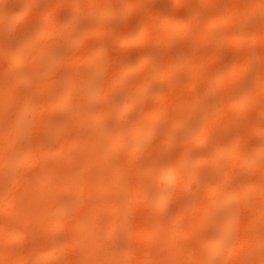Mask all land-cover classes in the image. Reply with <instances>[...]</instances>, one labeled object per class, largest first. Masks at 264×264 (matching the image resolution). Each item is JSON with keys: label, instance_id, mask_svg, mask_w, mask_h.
Segmentation results:
<instances>
[{"label": "bare ground", "instance_id": "bare-ground-1", "mask_svg": "<svg viewBox=\"0 0 264 264\" xmlns=\"http://www.w3.org/2000/svg\"><path fill=\"white\" fill-rule=\"evenodd\" d=\"M27 1H29V0H27ZM36 1L39 2V4H45L43 2L45 0H43V1L42 0H39V1L38 0H34L35 4H37ZM40 1H41V3H40ZM105 1H103V0L102 1H99V0H87V2L85 1L87 5H84L82 3L83 0H74L72 3H74V2L75 3L74 4L71 3L72 5L70 4V7L69 8L71 9V11H75V15H77V18H78V16H82L83 15L81 13H86L87 14L88 12L89 13H93V15L90 14L88 16H95V13H97V11L95 12L93 10L96 8V5H98V4H101L102 5V3H106ZM210 1L211 0H209V2ZM230 1L231 0H229L228 2H230ZM246 1H248V0H246ZM246 1L245 0L244 1H240L241 2L240 3V2H236L235 0H232L230 3H224L223 4L224 6L222 5V7H221L222 9L221 10L219 9L220 10V11H218L219 13L217 12L218 15L217 14L216 15L214 14L213 17L212 16L211 17L209 16L206 19V20H208V22L205 20V21H200L202 23H199V20H197V18L195 17V18H193V21H190V22H188V20H187V22L184 20L187 23V24L185 23V25H187V26H185L184 24H182V21L181 20L179 21L181 24L178 23L177 22L178 19L175 20L173 17L170 18V19L169 18H167V19H164L163 18V21H161V22L158 19L155 21L154 18H150V20H148V21H150L148 24H145V22H143L139 26L141 28H138L139 29L138 30L139 32L136 33V34H138L137 37H138L139 41L151 39V37H154L159 42L164 43V41H166V40L169 42V40H170L169 38H171V37L174 38V36L176 35V33L178 35H185V36L186 35H189V31L190 30H187L186 31V29L193 28V30L196 31L195 32L196 35L194 34V31L193 30H191V33L190 34L193 33L194 34L195 41L197 40L196 42H199V43L202 44L204 41H208L209 39L211 40V37H212V35H211L212 34V27H214V26L216 27V24L218 25V23L219 24L220 23L221 24L222 23H226V24H228L226 26H230L231 25V27H232V26H234L233 24L236 25V23L237 24H240V23L246 21V19L249 16L251 17L254 14H256V15L257 14H260L258 12H261V11L264 12L263 11V8H262L263 5H261V2H259L260 0H252V1L249 0L250 2H246ZM30 2H31V4L34 5V2H32V1H30ZM245 2L248 3V4H246ZM26 3L28 4V5H26L27 6L26 9L29 7V9H27V10H32V7L29 6L30 4L28 2H26ZM58 3H60V2L58 1ZM244 3L246 5H244ZM62 4H64V2L61 1V5L60 6H64ZM225 4H227V5L225 6ZM47 5H49V4H47ZM47 5H46V7H48V8H45L40 13V15H41L42 18H40V15L37 14V12L35 13V15H32L31 16V17H34V16L37 17L39 15L38 17H39L40 20L39 19L38 20L40 22L43 20L42 21L43 23H40V22L37 23V24H39V23L41 24V25L39 24L37 26L38 29H39L38 30L39 32H36V33H38V35L36 34L35 36H33L32 41H29L28 39H26L29 42L24 43V46H23V47H27V46H31L32 47V44H34L33 45L34 47H32V48H35L34 50H32L33 52L28 51L31 54H33V53L34 54L33 55L29 54V56H25L24 57V54L22 53V50L21 51L20 50H16L14 53H8V51L5 50L8 53V54H6V55H8L6 57H9V55H11L10 58H9V60L3 61V62H6V63L8 61V65H6L7 66L6 67V66L0 64V66H1L0 68L3 67L4 69H8L7 71L5 70L4 76H2V79H0V80H3V81H0V116L2 115L3 112H6L7 114H10V113H8V111L10 110L9 107L10 106L12 107V105L14 103L17 104V102H18V106L15 105V107L16 106L17 107H16V109L14 111L13 117H11V118L8 117L10 120L7 118L9 120V121L7 120L8 121L7 123L5 121L6 119L3 120V121H5L4 123H6V124H4L5 126L4 125L2 126L3 121H0V123H1L0 124V126H1L0 127V129H1L0 130V132H1L0 133V172L2 171V169H6V170L9 169L8 167H5L8 163L9 164L12 163V164H14L16 166H18V165L24 166L25 165L26 167H28L30 169L31 168L33 169L34 167H37V166H41L42 165L40 168H38L40 173H36V171H34V173L38 174L36 176V178L33 176V174L31 175V178H29L28 176H27L28 178L22 177L23 174L20 175L21 178H17L18 180L21 179L20 181L21 182H24V184L20 183L17 180L15 182H9L8 181V182H6L4 184L3 183L0 184V213H7V214H13V215H15L13 217L10 216V217H12V223H11V220L9 222H6V221L0 222V264H39L40 262H37V261H41L42 262L43 260H47V259H51V258H55V257L56 258H59L61 256L60 253L65 254V252L63 253V250L65 251V250H72V249H73V251H68V253L69 252H74L73 257L71 256L72 257L71 260H69L70 258H66L68 261H70V262H68L66 264H92V263L93 264H169L170 263L169 259H171L172 257H179L180 259L183 258L184 261H180L181 264H208V263L210 264L209 260L212 261V258L214 256H217L219 258V256H220L219 254L220 253H223L222 252L223 251V248H226L225 246H226V242L228 240V237L230 235V232H231V230H235L233 228L234 227L233 224H235L234 218L237 217L236 216L237 213H234V215L236 217H234L233 215L232 216L229 215V216L224 217L222 220L221 219L220 220H215L214 217H213L214 212L217 209L221 208V207L224 208V206H226L227 204L230 205V202L233 201V199H234L233 202H235V200L237 198H239V199L242 198L243 199L244 196L247 197L246 196L247 193L254 194V195H256L255 197L258 196L257 197L258 199H259V196H260V199L259 200H255L256 198L255 199L253 198V200H255L256 202L259 201V203H256V202L253 203L254 205L256 203L257 205H255V206H257V207H255L254 205H252V208L254 206L256 209L255 208L254 209L251 208V211L254 210V211H252L253 214L248 213V215H249V216H247V217H249L248 221L247 220H243L244 222L245 221L247 222L246 225H245V223L241 219L240 220H241V223L242 224L239 223L240 221L239 222L236 221L237 223H239V226L237 225L238 228H236L237 231L239 230L238 232H240V234H238V236L239 235H243V236H242L241 239L239 238V241L237 240L236 243H234V244L232 243L233 246L230 248L231 251L230 252L228 251L230 254L229 253L228 254H229V256L230 255H233V254L235 255L234 257L232 256V258H234V263H233V261L232 262L228 261V262L230 264H236L237 263V259H238L237 258V253L240 254V256H241L242 253H245L243 255L246 257V254H247V257H248L249 262L251 264L252 258H249V257L253 254V252L258 251L259 250L258 248H261L262 246L264 248V243H263L264 240L262 238V236L264 237V235H262L264 233H261L260 235H262V236L259 237L260 236L258 234L259 231H255L256 229L261 228V227H257V226L259 224H261V223L263 224V221H264V184H263L264 181L262 179L263 177L262 178L259 177V180L261 179L263 181V183H261L262 181L259 182L257 180L258 182L256 181L255 184L261 183L260 185H258V184L255 185L254 184L255 187H251L252 184L250 183V186L249 187H245V188H242L241 187L242 189L241 190H238V191H235V190L234 191L233 190L232 191H229L228 190L229 192L227 191V194H226V192H224L225 194H222V188L224 187V185L222 184V182L224 180L229 179L230 178V174L233 173V171L232 172H229V171L233 168L232 165L235 162V159H236L235 157H237L238 155L241 154L240 155V157H241V160L240 161L241 162H239V163H241V164H239L240 166L243 163L245 164L246 161L251 160V159L248 160L247 158H245L246 155L245 154H244L245 156L242 155L243 154L242 152L240 153V150L242 149V147L240 149V145L239 144H241V141L240 140H236L237 139L236 137L234 139H232V141L230 140V142H231L230 149L232 150L230 152V156L232 158L229 155L228 156L230 157L229 159H232L231 161L229 160L232 164L231 163H228V164H231L229 166L231 168V169L229 168L230 170L227 169V167L224 165L225 166L224 168H226L225 170H227V172H225V174H224L225 175L224 176V180L223 179L220 180V182L218 184H214L213 186H212V184H211V186H209L206 183L205 185L207 186V188L206 189L205 188L203 189L202 194H201V197H199V198L196 199V196L198 197L197 193L195 194L196 196L193 197V198L196 199V200H193L192 199L194 201L193 204L189 205L186 202L187 200L186 201L184 200V202H186L189 205V207L186 206L187 207L186 209H184V208H182V209L179 208L181 210L178 209V212H179L178 213V216L175 215L177 217L176 219L179 218L178 221H175V225L174 226H172L170 228L168 227L169 229L166 227L167 228L166 230H168L167 234L166 235L164 234L165 236H163L162 238H160V236L163 235L162 233H164V232H161L160 231V230H163V229H159L160 228V222L158 220V217L165 210H167L166 209L167 208L166 207L167 206V199H168V196H170V193L168 194V192L171 189L169 190V188H168V191H167L164 188H160L157 185L158 179H163L164 181H166V183H170V185H171L172 182L173 183H176V185H178L177 187H179L177 189H179V190L182 189V191L188 189L189 183H191L192 181H195L197 179L198 176H197L196 172L197 171H200L201 172L202 168L205 167L204 166V164L206 163L205 162V158L208 157V156L205 155L206 156L205 157L204 155H202L203 157H205L204 160H202V158H203L202 156H201V158L198 157L201 160H199L200 162L198 161V164H196V165H199V167H201V165L203 164V167L200 168V170H199L198 166H195L193 164H191V165H193L195 168H192L193 166L191 167L190 163L196 161L198 158H196V160H193V161L190 160V158L193 157L189 153L190 152V149L191 148L198 147V146L199 147L200 146H203V144L206 143L207 138L210 139L212 137L211 134L215 133V135H216V132H217V134H219V132L221 130L220 127H227V126H229L230 128L233 127V124H234L233 121L234 120L233 121L232 120H229L230 117H228V116L230 114H228V113L230 112L232 106H234V104L237 101L235 100V98L232 95L227 96L228 95L227 94L226 95L227 97H225V95H223L224 98L222 100L221 99L220 100L223 102V100L225 99V102H224L225 104H222L221 103L222 106L219 107V108H217L216 110L214 109V110H210L209 111V109H210L209 107H208V109L205 108L206 110H208L207 111V114H206V115H208V117L206 115L203 116V117H205V116L207 117V118L205 117L206 120L205 119L204 120L202 119L205 122L204 123L202 121L204 123V125L202 127L200 126L201 128L199 127L200 128V131L197 133V135L195 137L193 136V138H192V136H191L190 138L188 137V139H186V141L184 143V148L182 147V152L180 151L181 150L180 146H183V145H181V143L184 140L182 141L181 139L180 140L177 139L179 141L180 145L178 143V148L177 149L179 150V152L176 151L177 152L176 154H179V155L177 156L176 154H174L175 151L169 152V153H171V155H172V153L174 154V155H172V157L176 155V157H174L173 160L172 159L171 160L169 159L171 162L168 161L169 163H167V164L162 162L163 163L162 165L157 164L156 166H154L150 170H144L140 166H139V168L132 167L133 169L132 168H127L128 165H130L129 161H131V160H129L130 159L129 157H127V159L129 158L128 160L125 159V156L124 155L126 153L124 151H127V150H124V151H122V152L125 153L123 155L124 158L122 157V158L118 159V163L115 162L118 165L116 167L113 166V167H115V168H113V167H111V164H110V166L108 167V168H113V170L109 169V171H107L108 169H106V166H105L106 165L105 164L106 161L108 159L110 160V157H113L112 155H114L116 153V151H118V149L129 148V154H128V156L134 157V156L138 155L140 152H142V148L148 147V146L150 147L149 144H148V146H142V142H143V140L146 137L150 136L153 133L152 131L154 129H157L158 128L159 121H160L158 119L162 115H164L167 112V114H169L167 116H169V117H170V115L172 116V114H170L172 112V110H171V112L169 110L170 109V106H169L170 105V103H169L170 101H173V104L175 103L174 105H171L172 106V109L173 108H175V109H177V108L178 109H180V108L183 109V114L180 115V116L178 115V112L176 111V114L178 116L176 114H174V115H176V116L173 115L175 117L173 119L174 121L173 122H170V123H172V125L174 127H177L181 123H183V125L185 127V124L186 123L184 124V121L186 122L187 118L189 119V117H187V116L189 114H193L194 109L197 108L196 105L199 106V104H200V103H197V101L199 102V101H201L203 99V98H201V100H200V97L202 95L201 96L198 95V92L199 93L201 92L200 94H202L203 91H201V90L203 88H206V86H205V84H207L206 82L204 83V85H202L203 87H201V89L197 91V93H196V91H194L195 94H197V97L199 96V100H197V98H196L193 101V98H195L194 97L195 95L193 94L194 96L193 97H190V98H192V100L189 101L190 98H188V101L189 102H188L187 105H185V103H183L185 101L184 98H179V96H178L179 94L176 93L177 91L171 89L172 90V92H171L170 91V88H169L168 89L170 91L169 92V91H166L167 90V88H166L165 91L167 92V95H166V92H164L165 95H162V96L158 97V99L156 101L157 103L156 102H153V103H155V106L154 105L152 106L153 103L150 105V107H151L152 110L149 107V109H147L145 112H143V114H145V115H142L143 118H141V120L138 118L139 121H137L135 124H131L132 126L130 128H128V130H125L126 132H123L122 129H120V127L118 125L117 127H119V129L117 128L114 131L115 133L111 134V136L105 135V137H104L102 134H99V132L97 131L98 134L96 136H94L96 139H92L91 137H89L90 135H88V133H90V132L87 133L86 127L85 126L83 127V124H86L87 123L85 121V118H88L89 119V117H90L89 112H87L88 110L85 112L84 111V107L83 108L82 107L81 108L77 107V109H76V107L75 108L73 107L74 108L73 113H74L75 116L74 115L71 116L69 114L70 117H69V115H68V117L70 118V120L69 119H67V120L71 121L73 119L72 120V121H74L73 122L74 123L73 124V127H75L77 125V128L75 130V129L72 128V126L70 127L69 125L67 127L66 126L64 127L63 126V123H62L63 128H66V130L68 129V127L72 128V131L73 132H71L70 135L72 133L73 134L71 135V137H70V135H69V137L64 135V138L66 137L65 140L64 139L61 140L62 143L60 142V144L57 145L58 147H56V149H55L54 152H53L54 149L52 150V148H50V146H45L44 145V147L43 146H38V147H35V148L29 147L32 150L28 149L29 150L28 155H26V154L24 155V153H23V155H20V154H17V155L14 154L13 155L12 154V152H13L12 151L13 145L15 143H19V141L18 142H15V141H16V139L18 140V138H20L19 135L21 133V130L24 129V128H22L24 121L26 120V118H29V117H27L29 114L31 116V113L36 114V112L35 111H31L33 109V105H32L33 102L31 101V99L33 100V98H26V99H24L22 101H20V99H19L17 101V98H16V95L17 94H15V91H17V90H13V88L15 89L17 86H19L23 82L21 80H19L18 78H15V76H13L14 75L13 74V71H12V74L13 75H11V73H10L11 72V69L13 67L15 68L16 66H18L22 62H24L25 65H26V63H28L27 60H29L30 63L35 66L34 68H38L39 69L42 66H44L43 64L45 62H47V58L48 57L52 58L50 56V53L54 51L53 48H55V49L60 48L58 45L66 46V45H63L62 43L65 41V40H63V37L66 36L65 32H68L67 29H69V24H68V22L64 23V24L67 25V27H66L67 29H65L67 31H65L64 28H62L61 30L57 31V29H59V28L56 27L57 28L56 29L57 32L54 33V30L52 29V26L53 25L52 24L51 25H48L50 21L47 22L52 17V15L53 16L55 15L53 13V9L52 10L50 9L49 12H48V14L46 16H44V14L42 13V12L46 11V9H49V6H47ZM54 8H55L54 9V12L57 13V15H58L59 13L56 10H59V9H57L56 7H54ZM61 8L63 9V7H60V11L59 12H60V14L62 13L60 16H62L64 14L63 12H65L64 9L61 11ZM82 11H84V12H82ZM3 12H5V11H3ZM38 12H39V10H38ZM5 14H8V12H6ZM9 14H11V12ZM13 14H16V13L14 12ZM30 14H29V16H27L28 13H26L25 16L28 17V18H31L30 17ZM49 14H52L50 18H49V16H50ZM12 15H11V17H13ZM18 15L21 16L20 14H16L14 16H18ZM5 17H8V19H10L9 16H4L3 18H5ZM24 18H21L20 17V19H22V20H18L19 22H17L16 24H19L20 22H22ZM74 19H75V17H74ZM188 19H190V18H188ZM15 20H16V18H15ZM25 20H26V18H25ZM196 20H197V22H196ZM5 22H7L5 19H4V21H1V18H0V24L1 23H5ZM155 22H156V25H158V26H155L154 25ZM163 22H165V23H163ZM203 22H205V24ZM7 23H10V22H7ZM7 23H5L6 26H7ZM188 23H189V25H188ZM261 23L262 24H260L258 27L256 26L257 28H255L253 30L251 29L247 33L246 32H242L243 33L242 34L241 32H239L242 35H245V36H243V38H241L240 35H239L240 37L238 36L239 39L240 38L242 39V40L240 39V41L242 43H244V41L245 42L247 41V43H249L250 40H251L250 43H252V41H254L253 43H255V41L258 40V39H259V41L263 40L264 39V20ZM8 25H10V24H8ZM59 26L61 27L63 25L61 24ZM223 26H225V25L223 24ZM63 27H65V26H63ZM156 27H159V29H158L157 32H154V29ZM198 27H199V29H198ZM3 28H5V27H2V29ZM10 29H12V28H10ZM88 29L91 30V31H89V33H90V34H88L89 36L91 35V32H92V34H94L93 33V31H94L93 29L94 28H92V29L91 28H88ZM178 29L183 30L184 32H182V34H181V32L179 33L180 30H178ZM62 30L64 31L63 33L60 32ZM177 30H178V32H175V35L172 36V34L174 33V31H177ZM11 31L14 32V34H15V31H13V30H11ZM34 31H36V30H34ZM127 31H129V29L120 34L121 35L120 38H122V40L123 39L125 40L127 38L126 37L127 34H128ZM0 32H2V30ZM58 32L61 33V35ZM187 32H188V34H187ZM33 34H31V35H33ZM53 34L54 35L55 34L56 35L57 34L60 35V37H58L59 35H57L56 38H54V40L56 41V43H60V42L61 43L60 44H56L58 47H53L52 48L53 50L51 51V46H52L51 43H54L53 46H55V42H52V39H53L52 37H54V36H52ZM62 34H64V35L62 36ZM235 34L236 33H234L233 36ZM23 35L20 36L19 38H22V37L24 38ZM88 35H87V37H88ZM178 35H176V36H178ZM28 36L29 37H32L30 35H28ZM28 36L26 38H28ZM230 36H232V34ZM83 37H81V39L86 38V37H84V38ZM248 37H250V39ZM173 38H172V40H173ZM235 38H236V36H235ZM235 38L234 37H233V39L232 38L231 39L226 38L225 40L228 39L227 42L233 40V41H231V43H232V42L237 41V38L234 41ZM245 38L247 40H243ZM6 39H8V38H5L3 41H5ZM223 40H219V41H223ZM219 41L216 42V44H214L216 48H217V46H219V43H220ZM259 41H256V42H259ZM66 42H68V40ZM122 42H124V41H122ZM126 42L127 41L125 40L124 43H126ZM15 44H19V43H15ZM65 44H67V43H65ZM84 44H86V43H84ZM239 44H241V43H239ZM4 45H6V44H4ZM4 45H2L0 47V49L1 48H4ZM99 45H102V47H103V45L105 46L106 44H99ZM7 46H8V47H6L7 49H11L9 47V45H7ZM15 46H16V49H17L18 46L17 45H15ZM19 46H21V45H19ZM80 46L81 45H79V46L77 45L78 48H80ZM11 47H12V45H11ZM84 47H88V46H84ZM93 47H97L98 48L99 46H93ZM93 47H91V48L88 47L86 49V51L84 50L86 52V54H84V52H83V57H80L81 54H79L77 56V59H78V60H76L77 62H72L74 65H72L71 64V61H70V60L74 61L75 59H73V58L67 60V61H70V63H67V61L66 62H63V64L64 63L67 64V66L70 67L73 70V71L72 70L70 71V73L72 74L73 80L76 82V83L73 82V84H77L75 86H78L79 85L81 87V89L83 88L84 91L85 90H90L91 86H93V85H91L92 84L91 83L92 82V79L90 78V75H88V78L86 77V79L84 78L85 76L82 75L84 77L81 79V77H80L81 74H75V73H72V72H75L76 70H78L77 68H79V66L89 65V64H83L84 62L85 63H90V65H91V64L94 63V61H97V59H98V62H96L94 64H99L100 63L99 62V60H100L99 57H101L102 55L99 56V54H102V52L104 50L100 53L98 49L97 50H93ZM102 47L100 46V48H102ZM216 48H215V50H216ZM82 50L83 49H80V53H81ZM194 52L195 51L193 50V53L192 54L195 55ZM103 54L105 55L104 52H103ZM214 54H216V55L218 54L219 55L220 54L219 50L218 51L217 50L214 51L213 53L210 54V56H213L212 58H216ZM51 55H53V54L51 53ZM186 55H188V54H186ZM194 55H192V56H194ZM105 56L104 57L102 56L103 59H101L100 61L104 60ZM2 57H4V56H2ZM106 58H107V56H106ZM187 58H190V57L187 56ZM195 58H192L193 60L189 59V60H191L190 62L188 60L189 63L188 62H184L183 63V61L180 60V62L182 61L181 62L182 65H187L186 66V69H187V67L189 68V66H192L191 67L192 69H189L190 72H188V71L185 70L187 72L188 76H189V79H190V80H187L188 82L186 83V87H190L192 84H194V87H195L197 85V84H195L196 80L198 81L199 80L198 78L201 75L202 76L204 75L203 73H200L201 75L199 74V71H200L199 68H202L201 71L202 70L204 71L205 69L203 67H201V66L199 67L198 66L199 65L198 63H196V65L198 64L197 66L194 64V62L196 61ZM198 58H199V60L202 59L204 62L206 60H207L206 62H208L211 59V58H200V57H198ZM248 58H251V57H248ZM169 59H170V61H167L166 59H164L163 61L161 60L160 63H157V65L159 66L162 62H165L164 64L162 63L163 66L162 65L159 66V67H161V69L159 70V72H160L159 74H162L163 75L162 76V79H164V80L172 73V71H174L176 69V65H177V63H175L177 61V59H175L176 60L175 62H174V59L172 60L173 62L171 61L172 58H169L168 57V60ZM184 59H186V58L184 57ZM2 60H5V59H2ZM80 60L83 61V63L80 62ZM108 60H110V59L107 58V60L104 63L103 62L102 63L103 64H108V66L111 65L112 67L109 66V68L111 70L114 69L115 71H109V73L111 75H113V76L109 75V73H108V76H106V78H104V79H108V77L111 76V78H113V79H116V80L121 79L122 80L123 77H125L127 74H130V72L132 73L133 72L132 69L134 70V68H135L134 66L133 67H130L129 65L128 66L127 65H124L123 66V61H121V62L118 61L117 62V59L116 58L112 59L110 61L111 63L108 62ZM263 60H264V56L261 59L262 69H264V61ZM252 61H253V59L246 60V59H243V58H241V59L238 58L237 59V63L234 62V66H232L234 68H230V71H228L229 74L227 73V74H225L223 76L220 75V74H216V75L214 74L213 77H211L210 74H207V76L208 75L210 76V82H209V80H207V79H209V77L206 78V80L209 82L208 83V86H207L208 87V90H209V88L211 90H212V88H217V86L220 85L223 82L224 83H226V82L233 83L235 81L240 80L241 77H242L243 71L244 72H245V70L247 71V69L250 68L251 65H253L252 64ZM106 62H108V63H106ZM125 62H127V61H125ZM131 62H133V61H131ZM137 62H138V60L136 62H134V63H137ZM147 62H149V61L143 60L140 64H141L142 67H144L147 64ZM204 62H202L203 63L202 64L203 66H204V64H206V62L205 63ZM79 63L82 64V65H80ZM120 63H122V65ZM60 64H61V61H60ZM125 64H127V63H125ZM131 64H133V63H131ZM33 65H32V67H33ZM72 66H78V67H72ZM92 66H95V65H92ZM45 67H47V66H45ZM54 67H56V66H54ZM159 67H158V69H159ZM177 67H178L177 69H180V70L177 71L178 73L181 72V69L183 70V68H184V67L183 68L182 67L180 68L179 67V63H178V66ZM118 68H119V70H118ZM155 68H157V66ZM4 69H3V71H4ZM25 69H26V67H25ZM45 69H47V68H45ZM100 69L101 70H104V71H108L109 70V69L106 70L107 69V66H106V68L105 67H100L99 70ZM17 70H15L16 71V75H17V72H18ZM32 70L34 71L36 69H32ZM99 70H98V72H100V74H101V70L100 71ZM3 71H0V75L3 73ZM46 71H44V73ZM93 71H95V69ZM116 71H117V73H116ZM157 71H155V72H157ZM175 72H176V70H175ZM49 73H51V72H49ZM67 73H69V72H66L63 75H67ZM154 73H152V75H154ZM189 73H191V74L189 75ZM51 74H54V75H50L51 78H55V80H58L55 77L56 76L55 72L54 73H51ZM159 74H157V75L159 76ZM174 74L172 75V77L174 76ZM95 75H97V74H95ZM35 76H38V75H35ZM60 76L61 75H59V77H57V78L61 79ZM76 76H79V77H76ZM158 76H157V78H158ZM27 77L30 79L32 77L31 73H30V76H27ZM159 77H161V76H159ZM163 77H165V78H163ZM203 77H201V78H203ZM63 78L61 80H63ZM74 78H76V79H74ZM127 78H125V79H127ZM93 79H95V77H93ZM113 79H108V80H111V82H113L114 85L111 84V82H108V80H103L104 82H108V84H111V85H110V87L107 88V90H105L106 87L100 85V84H104V82L100 83L98 86H99V90H101V91H98V93H100L101 95L104 94L106 96V98H109L110 95H112V93L115 92V91L113 92V90L116 87H118L120 84H122L120 82L125 81V80H123V81L119 80V81L115 82V80H113ZM152 79H154V78H152L150 76L147 79H145L139 86H137V87L134 86L135 88H133L131 86L134 90L133 89H131L132 91L128 90V91H130L129 92V95L127 96V99L125 100V102H124V104L122 106H127L132 101H135L136 98L137 99L138 98L140 99L141 97H143L147 93L146 88L148 87V85L150 84V82H151ZM167 79H169V78H167ZM37 80H39V79H37ZM40 80H39V82H40ZM64 80H66V79H64ZM37 82L38 81L35 82V81L32 80V82H31L32 83V86H31V83L30 84L25 83V82L24 83H25V85L28 84V87L29 86L33 87L34 86L33 84L34 83H37ZM45 82L47 83V84L46 83L45 84L48 87H50L48 84H52V83L47 82V81H45ZM58 82H60V84L64 87V83L62 84V82H64V81L61 82V81L58 80ZM69 82L71 83L72 81H69ZM41 83H43V82H41ZM41 83H38V84L41 85ZM123 84H124V82H123ZM188 84H190V86H187ZM40 85H38V86H40ZM70 85H72V84H70ZM133 85H135V83ZM258 85H259V87H258ZM258 85H257L258 91H256L257 88H255L256 90L254 89V92H255L256 95L254 94V92H251V94L249 93V95H251L250 98H253L252 100H253V102L256 101V104H257V101H258L257 99L259 97H261V96H264V87H263L262 81H261V84H260V82H258ZM42 88H43V86H42ZM71 88H73V87H71ZM100 88H102V89H100ZM37 89H40V88H37ZM57 89L58 88H56L55 90H57ZM78 89H80V88L78 87ZM122 89H124V88H122ZM188 89H190V88H188ZM55 90H53V88H52V90L50 92H53L54 93ZM93 90H95V88H93ZM30 91L32 92L34 90H30ZM30 91H28V92H30ZM35 91H36V89H35ZM103 91H105V92H103ZM206 91H207V89L206 90L204 89V93ZM20 92H18V93H20ZM28 92H26V93H28ZM57 92L58 91H56L55 94ZM85 92H87V91H85ZM256 92L257 93L259 92L258 93L259 96H258V94ZM209 93H211V92L209 91ZM82 94H84V93H82ZM125 94H128V93H125ZM44 95L46 96L47 93L44 94ZM101 95L98 94V98H100ZM206 95H208V93ZM252 95L254 97H252ZM26 96H28V95H26ZM29 96H30V93H29ZM58 96H56V97H58ZM72 96L75 97L76 95L73 94ZM105 96L103 98H105ZM177 96H178V98H176ZM257 96H258V98H256ZM22 97L23 96H21V98ZM169 97L171 99H169ZM173 97L175 99H173ZM85 98L88 99V97H86V96H85ZM103 98L97 99V100H99V101L100 100H103L104 101ZM254 98H256V100H254ZM69 99H73V98H70L69 97ZM69 99L67 101H70ZM154 99L156 100L155 97H154ZM177 99L178 100L180 99V101H177ZM88 100H90V98ZM174 100L176 102H174ZM181 100H183V101H181ZM38 101L41 102L42 100H38ZM78 101H80V100H78ZM243 101H245V100H243ZM42 102H46V101H42ZM71 102H73V101H70V103H68V102L67 103L72 105L73 103H71ZM82 102H84V101H82ZM105 102H104V104H105ZM177 102L179 104L183 103V105H176V104H178ZM247 102L248 103L250 102L249 99H248ZM64 103H66V102L63 101L62 99L61 100H53V101H51L49 103L47 102V103H44V104L42 103L43 105H41L40 108H42L43 111L40 112L39 115H41L43 112H46V111H50L51 112L53 110V108H54V110H57V109L62 108L61 106L65 107L64 106ZM135 103H137V102L135 101ZM135 103H134V105H135ZM186 103H187V101H186ZM250 103H252V101ZM236 104H238V103H236ZM76 105H78V104L76 103ZM80 105H82V104H79V106ZM54 106L55 107L58 106V107L55 108ZM218 106H219V104H218ZM152 107H154V108H152ZM112 108H111V111H108V110H105V109L102 110L103 107H102V109H99L98 108L99 110L96 113H99V114L95 118L90 119L88 121L89 122L88 123L89 125L88 124L87 125L88 126H91V127H94V128H92L93 130H95L96 128L98 129V126H100V125L97 126V124H99L101 122V120H103L107 116L109 118L110 117L109 115H112L113 114ZM214 108H215V106H214ZM6 109L7 110L9 109V110L6 111ZM205 109H204V111H205ZM62 110H65V109L62 108ZM67 110H69V109H67ZM168 110H169V113H168ZM39 111H41V109ZM95 111H97V110H95ZM114 111H116V109ZM181 111H180V113H182ZM67 112H69V111H67ZM67 112H64V114L66 115ZM139 115H141V114H139ZM41 116H38V117H41ZM43 116L45 117L47 115H43ZM36 117H37V115H35L34 118H36ZM161 118H163V116ZM164 118H165V116H164ZM31 119H33V118L31 117ZM37 119L38 120L36 121V125H37L36 127H38L39 129L33 127L35 129L34 130L33 128L30 127L31 128L30 130H32V132L34 131L35 133L36 132L39 133V131H41L40 132L41 134L39 133V135H40L39 136V139H38V136L37 137H34V138H36L35 139V142H37V144L41 145V142L42 141H39V140H42L43 139V138H41L42 135H44L43 137L46 140H47V138L45 136L49 135V134L46 133V131L42 132V129L41 128H44V130H46L45 127L50 126V125H48V123H52L53 124V121L54 120L51 121V122L50 121L47 122L46 123V126H45V125H43V121L46 120L45 118L42 121H40L39 118H37ZM65 119H66V117H65ZM88 119H86V120H88ZM109 119H113V118H109ZM109 119H107V120H109ZM1 120H2V118H1ZM57 121H55L54 123H57ZM91 121L92 122L94 121L97 127L95 125L93 126V124L91 125ZM169 121H172V119L169 118ZM189 121H191L190 124H192V119L189 120ZM66 122H68V121H66ZM109 122H110V120H109ZM197 122L199 123V121H197ZM249 122H251V121H249ZM41 123H42V125H41ZM126 123H128V122H126ZM145 123H146L147 127H145L146 126ZM167 123L169 124V122H167ZM193 123H194V121H193ZM251 123L253 124L254 122H251ZM251 123H250V125H251ZM31 124H34V123H32V121H31ZM64 124H65V122H64ZM112 124H113V122H112ZM168 124H166V125L168 126ZM190 124L188 123V124H186V126H188V125L190 126ZM57 125H58V123H57ZM116 125H117V123H116ZM195 125H197V124H195ZM29 126H31V125H29ZM33 126H35V125H33ZM40 126H42V127H40ZM55 126H53V127H55ZM169 126H168V128H170ZM81 127L83 128L82 130H84V131L79 130ZM161 127L162 126L160 125L159 129ZM250 127L251 128H249V127L248 128L249 129H252L253 128V130H249V131H252V132L250 134L248 132V134L246 135V136H248V137H246V140L247 139L250 140V138H254V137L258 136V134H264V133H261V129L259 130L260 127L259 128L255 127V126L252 127V125ZM51 129H53V128H51ZM170 129H172V128H170ZM74 130H75V132H74ZM70 131H71V129H70ZM79 131H82V133H79ZM159 131L160 130H157V131L154 130L155 133H157ZM43 133H45V134H43ZM110 133H112V132H110ZM155 133H153V135ZM24 134L26 135V133H24ZM62 134L63 133H61L60 136L57 137V138H62V136H61ZM221 134H222V137H221ZM57 135H59V134H57ZM153 135H151V136H153ZM224 135L225 134H223V132L220 133L219 135H216L217 136V139L218 138L219 139L217 140V142L215 144H217L218 141H223L224 142L226 140L228 142L229 139L228 138H225ZM49 136H51V135H49ZM54 136H56V135H54ZM161 137H162V135H161ZM166 137L167 138L164 140V142L161 141V142H163L162 143L163 145H166L164 147L169 146L170 144L168 145V143L170 142V140L171 139H174L173 137L170 138V136H166ZM157 138H158V136H157ZM50 139L51 138H48V140H50ZM104 139L105 140L108 139L107 140L108 142L104 141ZM28 140L29 141H32L31 139H29V137H28ZM174 141H176V140H174ZM178 141H176V142H178ZM180 141H182V142H180ZM215 141L216 140H214V142ZM24 142L25 141L23 140V143ZM32 142H34V141H32ZM105 142L108 143V144H106ZM56 144H57V142H56ZM209 144H211V143L209 142ZM219 144H221V142H219ZM260 144H262V143H260ZM105 145H107V146H105ZM26 147H28V146L26 145L24 149H26ZM221 147H223V146L221 145ZM260 147H263V145H261ZM260 147L257 146V148H255V150H253V152L256 153V154L253 153L254 156L260 155V153H262L261 150H260L261 149ZM47 148H49V150H47ZM148 149L149 148H147L146 150H148ZM256 149L257 150L259 149V150L257 151ZM21 150H23V149H21ZM146 150L143 149V153H145L144 151H146ZM150 150H149V152H150ZM226 150H227V148H226ZM26 151L27 150H25L24 152H26ZM48 151H51V152L49 153ZM191 151H192V149H191ZM221 151H222V149H220V147H218V149H217V151L215 153V156L218 155V156L221 157V155H220L221 154ZM52 152L54 154L53 157H57L59 159V161H60L58 163V166L57 167H51L49 169H47V168L43 169L44 165L47 166V164L44 163V162H46V161H44L45 158H47V160L49 161L50 159L47 156H49ZM228 152L229 151L226 152V155H227ZM257 152H259V154H257ZM222 153H224V151ZM53 154H51V155H53ZM117 155H119V154L117 153ZM148 155H150V153ZM212 155H211V157H213ZM215 156L213 157L214 159L212 158V159H210V161L215 160L216 159ZM228 156H226V158ZM53 157H50V158H53ZM240 157H239V159H240ZM252 157H253V155H252ZM256 158H258V157H256ZM135 159L133 158V160H135ZM164 159H165V157H164ZM193 159H194V157H193ZM253 160H251V162ZM51 161H53V160H51ZM41 162H43L44 165L43 164H41V165H35V164H40ZM138 162H140V161H138ZM188 162H190V163H188ZM251 162L249 161L250 165L252 163L256 162V160H254V162H252V163ZM136 163H137V161H136ZM235 163L237 164V162H235ZM249 163H247L245 165H248ZM56 164L54 165L52 163V164H49V165L50 166L51 165L56 166ZM32 165L33 166L35 165V166L32 167ZM114 165H116V164H114ZM136 165H139V164H136ZM237 165L234 166V168L232 170H234L235 167H237ZM206 166H208V165H206ZM211 166L212 165L209 164V167H211ZM96 167H98V168H101L102 167L101 168L102 170L101 169H95ZM188 167H190V168H188ZM239 167H237V168H239ZM237 168L235 170H237ZM254 168H255V166H254ZM260 168L262 170H259V172H261V171L264 170V167L263 166L260 167ZM127 169H129V173H130L129 174L130 177L128 178L129 182L126 185H125V183H123L125 185V186H123L122 181H120V180H122V175L123 174L125 175V173H123V172L127 171ZM14 170H16V169H14ZM17 170H18V168H17ZM20 170H21V168H20ZM20 170H19V174H20ZM22 170H24V169H22ZM93 170H98V171H93ZM15 172L17 173V177H18L19 176L18 175V172L17 171H15ZM218 172H220V171H218ZM221 173H223V172H221ZM2 174H4V173H2ZM0 175H1V173H0ZM199 175H201V173ZM259 175H261V174H259ZM231 176H232V174H231ZM22 178H24V180ZM201 178H202V175H201ZM256 178L254 180H256ZM31 179H33V180H31ZM8 180H10V179H8ZM25 181H28V182H25ZM26 183H28V184H26ZM208 184H209V182H208ZM195 185H197V184H195ZM225 185L227 186V184H225ZM171 186L173 188L175 185L173 186V184H172ZM232 188H233V185H232ZM16 190H19V191L16 192ZM197 190H198V187H197ZM197 190L195 192H198L199 191V190L198 191ZM107 191H109V192H115V193H119L120 192V194L122 193L121 196L122 197H125L124 199L126 200V207L128 209V213H130L131 210H135V208H139L138 210L136 209L137 211H139L140 208H141L139 205H141V204H145L147 206V207L144 206L145 207V209H144L145 211H143V212H140L139 211L138 212V215L133 214V216H140L141 217L140 220H139V217H137L138 218L137 219L138 220L137 223L136 222H135V224L133 223L134 225L131 224V226H130L131 228L130 229H128L129 226H126V227H128V228H126L127 229V231H126L127 233H128V230H129V233L127 234L128 235L127 237H129L128 240L130 242H128L129 245H128V243L126 244V246L128 245L127 247H125V245H124L125 250L121 254L118 253V250L122 249V247L119 248V249L117 248L118 250H116V251L115 250H110V249L109 250H103L102 253H101V250L103 248L100 249V246L98 244L100 239L97 238V237H95V239H94L95 234L100 235V236H102V237H104V238L107 239L109 237L114 236L113 234H115L116 232L117 233H120V232H118L120 230H117L118 227H120V219H119L120 216L118 214L119 209L116 208V204L109 202L108 205H103V204L99 203V202H101V200H99V199L103 196V194H105L104 192H107ZM176 191H174V192H176ZM187 191L188 190H186L185 192H187ZM253 191H254V193H253ZM191 192H193V191H191ZM61 193L62 194H65V195L66 194L67 195H70L71 194V195H75V197H77L76 199H74L75 202H72V200H70V203L71 202L72 203H75V205H73L71 207V209L73 208L72 209L73 216L71 217V214L69 213L70 215H66V216H69V218L67 217L66 219L60 218L58 216V215H61V214H59L60 211L63 212L64 210H66V209L61 210L59 208L60 211L58 212V209H57V205L58 206L61 205V204H57L59 202V200H57V197ZM180 193H181V195H178ZM180 193H178V194L176 193V194L178 196H181V198H183L184 197L183 196V193L182 192H180ZM92 194L93 195H96V194L97 195H101V197H96L97 196L96 195L95 197L92 198V196H93ZM19 195L22 196L20 199H19ZM171 195H173V194H171ZM89 196L91 197V199L96 198L95 200H99V202L98 201H95V200H93V201H91L89 203L86 202L85 198L86 197H89ZM178 196H176L177 199H178ZM69 197H71V196H69ZM59 198H61V197H59ZM112 198H114V197H112ZM21 199H27V200H25L24 202H22ZM115 199L116 198H114V200ZM184 199H185V197H184ZM106 201H107V199L105 201H102V203L105 202L104 204H106ZM108 201H110V200L108 199ZM108 201H107V203H108ZM117 201H119V200H117ZM179 201H178V203H179ZM70 203H67L66 204V201L64 202V204H66V208H68L67 206ZM235 204H236V202H235ZM258 204H260V205H258ZM123 205H125V204H123ZM137 206H139V207H137ZM181 207H182V205H181ZM227 208H228V206H227ZM123 209H125V207H123ZM105 211L107 212V214H105L104 217H101V216L104 215ZM66 212H68V211H66ZM108 213H110V214H108ZM123 213H125V211H123ZM141 213H143V214H141ZM63 215H65V213H63ZM109 215H110V217H109ZM126 215L127 214L125 213V217H126ZM10 217H9V219H10ZM14 217H15V220H13ZM128 217H130V216H128ZM247 217H246V219H247ZM102 218H105V219H102ZM107 218H109V219H107ZM238 219H239V216H238ZM129 220H131V219H129ZM132 220H134V219H132ZM130 222H132V221H130ZM210 222H215V224H216L215 226H216V232L217 233L215 235L212 234L213 235L212 237L205 236V237H207L206 239L200 238L201 241L198 240L199 241V244L195 248L192 249L191 248L192 246L190 247V249H192V251L191 250H189V251H191V252H189L186 248H183L184 247L183 246L184 244L182 242V239L183 238L184 239L185 238L188 239L185 242L187 244V242L189 241V236H194L195 233L198 230H200L201 228L205 227ZM243 224H244L245 228H248V231L249 230L251 232L252 231L253 232L255 231L254 234H252L253 232L252 233H249V234L246 233V232H248L247 230H244V232L246 231L245 232L246 234L245 233L244 234H241L242 229H245V228L242 227ZM261 225H259V226H261ZM122 226H125V225H122ZM235 227H236V225H235ZM239 227L240 228L242 227V228L240 229ZM61 228H64L65 230H61ZM58 229L61 230V231H67V232L69 231L68 232V235H70V236H67L66 239H64L65 242H60L63 245H56L58 243L50 241V238L51 237L49 239L46 238L48 236L46 234L51 235L52 233L58 231ZM35 230H37L40 234L43 232V234L46 236V237H44V235H43L42 241H39V242H41V243H39V245H37V244L35 245V243L32 242V241H37L38 240V237L33 238L35 236L34 235L33 236H30V234H29V233H32ZM71 230L73 231V233H72ZM159 231L161 233H158ZM263 231H264V228H263ZM38 232H36L34 234H37V236L40 235V234H38ZM24 234H26V237L27 236H30V237H28V240L30 242L29 244H31L32 246L33 245L37 246L36 248L34 247L35 249L31 251L32 253L31 252H28V253H30V255L27 256V258H21V256H20V255H24L25 251L16 252V254L18 253L17 255L20 256V257H17V255L15 254L14 251L13 252L10 251L11 248H13L12 247L13 245L12 246H10V245L12 243H14V242L20 241L19 239H21V237H23ZM159 234H160V236H158ZM235 234H236V232H235ZM124 236H122V237H124ZM186 236H188V237H186ZM236 236H237V234H236ZM54 237H55V235L53 236V239H54L53 241H55V238ZM30 238H33V240L30 241L31 240ZM93 239H94L95 243H93V241H92ZM130 239H132V240H130ZM96 240H98V242ZM135 240H139L141 242L140 248H137L138 241H137V243L136 242L133 243V241H135ZM60 241H62V240H60ZM131 241H132V243H131ZM19 243L20 244H23L22 242H19ZM186 244H185V246H186ZM15 246H17V245H15ZM228 246H227V248H228ZM259 246H261V247H259ZM158 248L161 249L159 253H158V251H159ZM187 248H189V247L187 246ZM153 249L156 250V251L153 252ZM184 249H186L187 251H185ZM122 251H123V249H122ZM10 252H11V254H10ZM19 253H22V254L19 255ZM75 253H78V254H75ZM155 253H157V254H155ZM14 254H15L16 257L15 256H12ZM96 254H98V256H95ZM99 254H101L102 256H99ZM249 254H250V256H248ZM257 255H255V257ZM244 256L243 257H239L238 256V257L241 258V259H244L245 258ZM100 257H102V258H100ZM235 257H236V259H235ZM92 258H95L96 261H95V259H92ZM179 258H175V260H177ZM222 258L223 257H221V259ZM230 258H231V256H230ZM73 259H76V260H73ZM100 259H102V260H100ZM245 259L243 261H247L248 260V259L247 260H245ZM97 260H100V261H97ZM171 260L173 261V259H171ZM224 260H225V258H224ZM256 260L257 259H254L255 263L257 262ZM168 261H169V263H168ZM177 261L174 262V263L172 262L171 264H177ZM239 262H241V261H239ZM178 263H179V261H178ZM229 263L226 262V264H229ZM253 263L254 262L252 261V264Z\"/></svg>", "mask_w": 264, "mask_h": 264}, {"label": "rangeland", "instance_id": "rangeland-1", "mask_svg": "<svg viewBox=\"0 0 264 264\" xmlns=\"http://www.w3.org/2000/svg\"><path fill=\"white\" fill-rule=\"evenodd\" d=\"M30 1H32V2H34V0H29V1H27V0H0V18H1V21H4V19L7 21V22H10V23H7V22H5V23H7V26H6V24L5 23H1L0 24V31L2 30V32H0V47L2 46V45H4V44H6V45H4V48H1L0 50V56L2 57V56H4V57H0V64L1 65H4V66H6V65H8V61H7V63L6 62H3V61H6V60H9V58H10V56L11 55H9V57H6V56H8V55H6V54H8V53H14L16 50H22V53L24 54V57L25 56H29V54H31L30 52H28V51H31V52H33L32 50H34L35 48H32V47H34L33 45L34 44H32V47L31 46H27V47H23L24 46V43H27V42H29V41H32V38H33V36H35L36 34L38 35V33H36V32H39L38 30V25L40 24V23H43L42 21L40 22L39 20V15H40V13H41V11H43L45 8H48V7H46V5L47 4H49V5H47V6H49V9H46V11H44V12H42L43 14H44V16H46L47 14H48V12H49V10L51 9H53V13L55 14L54 16L52 15V14H49L50 16H49V18L51 17V15H52V17L47 21V22H49V24L48 25H53L52 26V29L54 30V33H56L57 31H59V30H61L62 28H64V30L65 29H67L66 27H67V25L66 24H64V23H66V22H68V24H69V29H67L68 30V32H65V34H66V36H64L63 37V40H65L62 44L63 45H66V46H61V45H58L60 48H57V49H55V48H53V47H58L56 44H60V43H56V41L54 40V38H56V36L57 35H61V33H59V34H53L52 36H54V37H52L53 39H52V42H55V46H53V44L54 43H51L52 44V46H51V51L54 49V51L53 52H51L53 55H51V53H50V56L52 57V58H50V57H48L47 58V62H45L43 65L44 66H42L41 68H34L35 66L33 65V64H31L30 63V61L29 60H27L28 61V63H26V65H25V63L24 62H22L21 64H19L18 66H16L15 68L13 67L12 69H11V75H13V76H15V78H18L19 80H21L23 83L22 84H20L19 86H17L15 89L13 88V90H17V91H15V94H17L16 95V98H17V101L20 99V101H22V100H24V99H26V98H33V100L31 99V101L33 102V109L31 110V111H35L36 112V114H34V113H31V116H30V114L27 116V117H29V118H26V120L24 121V123H23V127L22 128H24V129H22L21 130V133H20V135H19V137L20 138H18V140L16 139V141L15 142H18L19 141V143H15L14 145H13V149H12V154L14 155H17V154H20V155H23V153H24V155L26 154V155H28V153H29V150L28 149H30V150H32L31 148H29V147H32V148H35V147H38V146H43L44 147V145L45 146H50V148H52V150H53V152L55 151V149H56V147H58L57 145H59L60 144V142L62 143V139H64L65 140V138H64V135L65 136H68L69 137V135H70V133L71 132H73L72 131V128L73 129H75L76 130V128H77V125L75 126V127H73V122L74 121H69L70 120V115L72 116V115H74V113H73V111H74V108L76 107V109H77V107H79V108H83L84 107V111L86 112L87 110V112H89V115H90V117H89V119L88 118H85V121L87 122L86 124H83V127L85 126L86 127V131H87V133L88 132H90V133H88V135H90L89 137H91L92 139H96L94 136H96L97 134H98V132H99V134H102L104 137H105V135H108V136H111V134H113V133H115L114 131L118 128L119 129V127H120V129H122V131L123 132H126L125 130H128V128H130L132 125L131 124H135L137 121H139V119L141 120V118H143L142 117V115H145V114H143V112H145L147 109H149V107H150V105L153 103V102H156L157 101V99H158V97H160V96H162V95H165V93L164 92H166V91H169L168 89L170 88V91L172 92V90L171 89H173V90H175V91H177L176 93H178L177 95L179 96V98H184V102L183 103H185V105H187L188 104V102L190 101V100H192V98H190V97H193L194 95V97L195 98H193V101H194V99H196L197 98V100H199V96L197 97V94H195V92L194 91H196V93H197V91L198 90H200L201 89V87H203L202 85H204V83L206 82L207 84H205V86H206V88H203L201 91H203L202 92V94H200L199 92H198V95H204L203 97L201 96L200 97V100H201V98H203L201 101H197V103H200L199 104V106L198 105H196V107L197 108H195L194 109V111H193V114H189L187 117H189V119L187 118V120H186V122L184 121V124L186 123V124H190V122L191 121H189V120H191L192 119V124L194 125H192V124H190V126L188 125V126H186V124H185V127H184V125H183V123H181L179 126H177V127H174L173 125H172V123H170V122H173L174 120V116H176L177 114H176V111L178 112V115L180 116V115H182L183 114V109H175V108H173L172 109V106L171 105H174L173 104V101H170L169 103H170V112H171V110H172V112L170 113V114H172V116L170 115V117L169 116H167V115H169V114H167V112L164 114V115H162L163 116V118H159L158 120H160L159 121V125H158V128L157 129H154L155 131H157V130H160L159 132H157V133H155L154 132V130L152 131L153 133H155L154 135H153V133L151 134V135H153V136H148V137H146L144 140H143V142H142V146H148V144L150 145V147L148 146V147H144V148H142V152H140L138 155H136V156H134V157H130V156H128V154H129V148H123V149H118V151H116V153L114 154V155H112L113 157H110V160L108 161H106V169H108L107 171H109V169H111V170H113V168H115L118 164V159H120V158H124V156H125V159H127V157H129L128 159L129 160H131V161H129V163H130V165H128V167L127 168H132V167H137V168H139V166L142 168V169H144V170H150L151 168H153L154 166H156L157 164H160V165H162L163 163H169V162H171L170 160L172 159L173 160V158L174 157H176V155L178 156L179 154H176L177 152H179V150L177 149L178 148V143H179V141L178 140H184L183 142L182 141H180V142H182L181 143V145H183V146H180V148H181V152H182V147L184 148V143H185V141H186V139H188V137L190 138L191 136H192V138H193V136L195 137L196 135H197V133L200 131V128L204 125V119L206 120V118L208 117V115H206L207 114V111L208 110H206V109H208V107L210 108L209 109V111L210 110H216L217 108H219V107H221L222 105H221V103L222 104H225L224 102H225V99L223 100V102L221 101L223 98H224V96L223 95H225V97H227V96H230V95H232L234 98H235V100L237 101L236 103H238V104H234V106H232V108H231V110H230V112L228 113V114H230L228 117H230L229 118V120H234L233 121V127H229V126H227V127H220L221 128V130H220V132H219V134L220 133H222L223 132V134H225L224 135V137L225 138H228L229 140H228V142L225 140L224 142L223 141H218V143L217 144H215L216 142H217V140L219 139H217V136L216 135H219V134H217V132H216V135H215V133H213V134H211V138L209 139V138H207V140H206V143H204L203 144V146H198V147H195V148H191L192 149V151H191V149H190V155L191 156H193L194 157V159H193V157H191L190 158V160L191 161H193V160H196V158H198V157H200L201 158V156L202 155H207L208 157H203L202 158V160H204V158H205V164H204V168H202L203 167V164L201 165V167H199V165H196V164H198V161L199 160H201L200 158H198L196 161H194V162H192V163H190V162H188V163H190V165L191 164H193V165H195V166H198V168H199V170H200V168H202V170H201V172L200 171H197L196 172V174H197V179L195 180V181H192L191 183H189V187H188V189H186V190H188L187 192H185L186 190H184V191H182V189L181 190H179V189H177V188H179V187H177L178 185H176V183H171V185L173 184V188H172V186L170 185V183H166V181H164L163 179H158V181H157V185L160 187V188H164V189H166L167 191H168V188H169V192H168V194L170 193V196H168V199H167V210H165L159 217H158V220H159V222H160V228L159 229H163V230H160L161 232H164V233H162L163 235H161L160 236V234L158 235V236H160V238H162L163 236H165L166 234H167V232H168V230H166L168 227L170 228V227H172V226H174L175 225V221H178V219H176L177 217L176 216H178V209L179 208H184V209H186L187 207L186 206H188L189 207V205H191V204H193L194 203V201L193 200H196L197 198H199V197H201V194H202V191H203V189L205 188H207V186L205 185L206 183H207V185H209V186H211V184H212V186L214 185V184H218L219 182H220V180H224V174H225V172H227V170H225L226 168H224L225 166L227 167V169H229L230 167V165L232 164L230 161L232 160V159H229L231 156H230V152L232 151L231 149H230V145H231V142H230V140L232 141V139H234L235 137L237 138L236 140H240L241 141V144H239L240 145V149H241V147H242V149L240 150V153L242 152L243 154L242 155H246V157L245 158H247L248 160L249 159H251V160H256V162H254V160L252 161V162H254V163H252L251 162V160H249L252 164L250 165V163H249V161H246L247 163H249L248 165H245V164H247L246 162H245V164L243 165H239V164H241V163H239V162H241L240 160H241V157H240V155H238L239 157H240V159H239V157L237 156V157H235L234 159H235V162H237V164L241 167H239L235 162L233 163V168H234V166H236L237 165V167H239V168H237V167H235V169L237 168V170H232L231 168V170L229 171V172H232L233 171V173H231L232 174V176H231V174H230V178L229 179H227V180H224L223 182H222V184L224 185V187L222 188V194H225L224 192H226V194H227V191L229 190V191H238V190H241L242 188H245V187H249L250 186V183L252 184V186L251 187H255L254 186V184H255V182L258 180L259 182H261L262 180L260 179L259 180V177H263L262 179H263V181H264V170L263 171H261V172H259V170H262L260 167H264V134H258V136H256V137H254V138H250V140H246V137H248V136H246L247 134H248V132H249V134L252 132V131H249V130H253V128L252 129H249V128H251L250 126L252 125V127H257V128H259V130L261 129V133H264V96H261V97H259L258 98V96H259V92L257 93L258 94V96L256 97V98H258L257 100V104H256V101H254L253 102V98H250L251 97V95H249V93L251 94V92H254V89L255 88H257V85H258V82H260V84H261V81H262V83H263V87H264V69H262V64H261V59L263 58V56H264V39L263 40H261V41H259V39L258 40H256V41H259V42H256L255 41V43H253L254 41H252V43H250L251 42V40H250V42L249 43H247V41L245 42L244 41V43H242L241 41H240V39L241 38H243V36H245V35H242L243 33L242 32H249L251 29L253 30V29H255V28H257L260 24H262L261 22H263V20H264V12H258V13H260V14H254V15H252L251 17L249 16L247 19H246V21H244V22H242V23H240V24H237L236 23V25L235 24H233L234 26H232L231 27V25L230 26H226V25H228V24H226V23H218V25L216 24V27L214 26V27H212V37H211V40L209 39L208 41H204L202 44L201 43H199V42H196L195 41V39H194V34H195V32L196 31H194L193 30V28H190V29H186V31L187 30H190L189 31V35H178L177 33H176V35H178V36H176L175 35V32H178V30H180V29H178L177 31H174V33L172 34V36H174V38L173 37H171V38H169L168 40H169V42L166 40V41H164V43H161V42H159L156 38H154V37H151V39H147V40H143V41H139V39H138V37H137V35L138 34H136V33H138L139 31V29L138 28H141V27H139L143 22H145V24H148L150 21H148V20H150V18H154L155 19V21L158 19L160 22L161 21H163V18L164 19H167V18H174L175 20H177V22L178 23H180L179 21L181 20L182 21V24H184L185 25V23L187 22V20H188V22H190V21H193V18H197V20H199V23H202V22H200V21H205L209 16L211 17H213L214 16V14L216 15H218V11H220L222 8V5L224 4V3H230V2H228L229 0H211L210 2H209V0H103V1H105L106 3H102V5L101 4H98V5H96V8L93 10V11H97V13H95V16H88V15H90V14H92L93 15V13H81V14H83L82 16H78V18H77V15H75V11H71V9L69 8L70 7V4L74 1V0H61L62 2H64V4H62V5H64V6H60L61 5V1L60 0H45V1H43L45 4H39V2H37L36 1V3L37 4H35V2H34V5L33 4H31V2ZM39 1V0H38ZM58 1L60 2V3H58ZM87 2V0H83V4L84 5H87L86 4V2ZM99 1H102V0H99ZM236 2H240V1H244V0H235ZM246 1V0H245ZM252 1V0H251ZM26 2H30L29 4V6L30 7H32V10H27V9H29V7L26 9V5H28ZM76 2V1H75ZM74 2V3H75ZM246 2H250L249 0L248 1H246ZM245 2V3H246ZM259 2H261V5H263L262 6V8H263V11H264V1L262 0H260ZM40 3H41V1H40ZM74 3H72V4H74ZM241 3V2H240ZM244 3V5H246V4H248V3H246L245 4ZM71 4V5H72ZM227 4H225V6H226ZM224 6V5H223ZM54 7H56L57 9H59V10H56L59 14L57 15V13H55L54 12ZM60 7H63V9L65 10V12H63L64 14L62 15V16H60L61 14H60ZM2 9V10H1ZM42 9V10H41ZM62 8H61V11L63 10ZM87 9V8H86ZM220 9V10H219ZM224 9V8H223ZM38 10H39V12H38ZM85 10V9H84ZM2 11V12H1ZM3 11H5V12H3ZM26 11V12H25ZM6 12H8V14L11 12V14H5ZM16 13V14H20L21 16H14V15H16V14H13V13ZM19 12V13H18ZM32 12V13H31ZM37 12V14H39L37 17L36 16H34V17H31L32 15H35V13ZM46 12V13H45ZM51 12V11H50ZM73 12V13H72ZM79 12V11H78ZM82 12H84V11H82ZM91 12V11H90ZM218 12V13H217ZM222 12V11H221ZM26 13H28V15L27 16H29V14H30V17L31 18H28V17H26L25 16V14ZM13 14V15H12ZM11 15L13 16V17H11ZM23 15V16H22ZM4 16H9V18L10 19H8V17H5V18H3ZM73 16V17H72ZM20 17L21 18H26V20H25V18L23 19V21L22 22H20L19 24H16L17 22H19L18 20H22V19H20ZM74 17H75V19H74ZM15 18H16V20H15ZM40 18H42L41 17V15H40ZM77 18V19H76ZM162 18V19H161ZM188 18H190V19H188ZM39 19V20H38ZM74 19V20H73ZM11 20V21H10ZM186 22H185V21ZM197 20H196V22H197ZM52 21V22H51ZM184 21V22H183ZM195 21V20H194ZM207 22H208V20H206ZM38 22H40L39 24H37ZM158 22V21H157ZM159 22V23H160ZM163 23H165V22H163ZM204 24H205V22H203ZM8 24H10V25H8ZM63 25V26H65V27H63V26H59V25ZM152 24V23H151ZM181 24V23H180ZM187 24V23H186ZM223 24L225 25V26H223ZM41 25V24H40ZM144 25V24H143ZM142 25V26H143ZM154 25L155 26H158V25H156V22L154 23ZM160 25V24H159ZM188 25H189V23H188ZM203 25V24H202ZM220 25V26H219ZM11 26V27H10ZM154 26V27H155ZM185 26H187V25H185ZM193 26V25H192ZM191 26V27H192ZM257 26V27H256ZM2 27H5V28H3L2 29ZM7 27V28H6ZM56 27H58L59 29H57ZM194 27V26H193ZM10 28H12V29H10ZM37 28V29H36ZM88 28H94L93 30V33L94 34H92V32H91V35L89 36L88 34H90L89 33V31H91L90 29H88ZM188 28V27H187ZM15 29V30H14ZM56 29H57V31H56ZM129 29V31H127L128 32V34H127V38L125 39L127 42L126 43H124L125 42V40L123 39L122 40V38H120L121 37V33H123L124 31H126V30H128ZM158 29H159V27H156L155 29H154V32H157L158 31ZM195 29V28H194ZM198 29H199V27H198ZM6 30V31H5ZM11 30H13V31H15V34H14V32H12ZM34 30H36V31H34ZM67 30H65V31H67ZM124 30V31H123ZM191 30H193L194 31V34L192 33V34H190L191 33ZM160 31V30H159ZM255 31V30H254ZM9 32V33H8ZM11 32V33H10ZM60 32H64L63 30L62 31H60ZM181 32V34H182V32H184L183 30H180L179 31V33ZM239 32H241V33H238ZM7 33V34H6ZM30 33V34H29ZM34 33V34H33ZM84 35H83V34ZM86 33V34H85ZM234 33H236L234 36H233V34ZM24 34V35H23ZM30 35V36H32V37H29L28 35ZM31 34H33V35H31ZM184 34V33H183ZM187 34H188V32H187ZM232 34V36H230ZM251 34V33H250ZM24 36V38L22 37V38H19L20 36ZM60 35L58 36V37H60ZM64 34H62V36H63ZM87 35H88V37H87ZM193 35V36H192ZM196 35V34H195ZM241 36V38L239 39V37ZM252 35V34H251ZM250 35V36H251ZM28 36V38H26ZM86 37V38H84V37ZM230 36V37H229ZM235 36H236V38H237V41H235L236 40V38H235ZM239 36V37H238ZM81 37H83L84 39H81ZM233 37L235 38L234 39V41L235 42H232L231 43V41H233V40H231V41H229V42H227V40L228 39H233ZM5 38H8V39H6L5 41H3ZM19 38V39H18ZM30 38V39H29ZM66 38V39H65ZM68 38V39H67ZM138 40H137V39ZM172 38H173V40H172ZM226 38H228L227 40H225ZM249 39H250V37H248ZM26 39H28V40H26ZM225 41H224V40ZM248 39V40H249ZM25 40V41H24ZM62 40V41H63ZM68 40V42H66ZM70 40V41H69ZM219 40H223V41H219ZM242 40V39H241ZM243 40H247L246 38L245 39H243ZM23 41V42H22ZM122 41H124V42H122ZM220 42L219 43V46H217V48L215 47V45L214 44H216V42ZM2 42V43H1ZM15 43H19V44H15ZM65 43H67V44H65ZM84 43H86V44H84ZM199 43V44H198ZM239 43H241V44H239ZM2 44V45H1ZM17 45L18 47H17V49H16V46L15 45ZM99 44H106L105 46L103 45V47H102V45H99ZM7 45H9V47L11 48V49H7L6 47H8ZM11 45H12V47H11ZM19 45H21V46H19ZM77 45L79 46V45H81L80 46V48H78L77 47ZM84 46H88L89 48H91V47H93V46H99L98 48L97 47H93V50H99V52L101 53L103 50V52L105 53V55L107 56V58L108 59H110V60H108V62H110L112 59H114V58H116L117 59V62L118 61H123V66L124 65H129L130 67H135L134 68V70L132 69V73L130 72V74H127L125 77H123V79L121 80V79H119V80H121V81H123V80H125V81H123L124 82V84H123V82H120V83H122V84H120L118 87H116L114 90H113V92L114 93H112V95H110V97L109 98H106V96L104 95V94H100V93H98V91H101V90H99V84L100 83H102V82H104L103 80H108V79H113V78H111V76H113V75H111L110 73H109V71H115L114 69L113 70H111L110 68H109V66H111V65H109L108 66V64H103L106 60H107V58H106V56L103 54V52H102V54H99V56L100 55H102L103 57L105 56V58H104V60H102V61H100L101 59H103L102 58V56L101 57H99L100 58V60H99V62L101 63H99V64H94V63H96V62H98V59H97V61H94V63L93 64H91L90 65V63H83V61H81L80 60V62H82L83 64H89V65H85V66H79V68H77L78 70H76L75 72H72V73H75V74H81L80 75V77H81V79L84 77L85 79H86V77L88 78V75H90V78L92 79V84L91 85H93V86H91V88H90V90H85V91H87V92H85L84 90H83V88L81 89V87L78 85V86H75V85H77V84H73V82L74 83H76L74 80H73V77H72V74L70 73V71L72 70L70 67H68L67 66V64H63V62H66L67 60H69V59H75L74 61H72V60H70L71 61V64L72 65H74L72 62H77L76 60H78L77 59V56L79 55V54H81V56L80 57H83V52H84V54H86V49L88 48V47H84ZM100 46L102 47V48H100ZM14 47V48H13ZM21 47V48H20ZM105 47V48H104ZM6 48V49H5ZM53 48V49H52ZM215 48H216V50L218 51L219 50V52H220V54L218 55H216V54H214L215 55V57L216 58H212L213 56H210V54L211 53H213L214 51H216L215 50ZM3 49V50H2ZM27 49V50H26ZM30 49V50H29ZM80 49H83L82 51H81V53H80ZM8 51V53L6 52V51ZM14 50V51H13ZM85 50V51H84ZM92 50V51H93ZM193 50L195 51L194 53H195V55L194 54H192L193 53ZM4 51V52H3ZM2 52V53H1ZM26 52V53H25ZM55 52V53H54ZM216 53V52H215ZM34 54V53H33ZM33 54H31V55H33ZM77 54V55H76ZM186 54H188V55H186ZM192 55H194V56H192ZM187 56L188 57H190V58H187ZM79 57V58H80ZM143 57V58H142ZM168 57L169 58H172L171 59V61L174 59V62L176 61L175 59H177V61L175 62V63H177V65H176V72L178 71V70H180V69H177L178 67V63H179V67L181 68H183V70L181 69V72H175V70L174 71H172V73L167 77V78H169V79H162V74H159L160 72H159V70L161 69V67H159L160 65H162L163 66V64L165 63V62H162L159 66L157 65V63H160L161 62V60L163 61L164 59H166L167 61H170V59L168 60ZM184 57L186 58V59H184ZM196 57V58H195ZM198 57H200V58H211L208 62H206V64H204V66L202 65L203 63L202 62H204L202 59H200L199 60V58ZM247 57V58H246ZM248 57H251V58H248ZM7 58V59H6ZM192 58H195V62H194V64L196 65V63H198L197 65L200 67H203L205 70L203 71H201V69L202 68H199L200 69V71H199V74L200 73H203L204 75V77L201 75L198 79V81L196 80V82H195V84H197L195 87H194V84H192L191 86H190V84H188L187 86H190V87H186V83L188 82L187 80H190L189 79V76H188V74H187V72L186 71H188V72H190V70L189 69H192L191 67L192 66H189V68L187 67V69H186V66L187 65H182V61H183V63L184 62H188V60L189 59H191V60H193ZM238 58H243V59H246V60H251V59H253V61H252V64L253 65H251V67L250 68H248L247 69V71L245 70V72L243 71V73H242V77H241V79L240 80H238V81H235V82H233V83H231V82H226V83H221L220 85H218L217 86V88H212V90L209 88V90H208V83L210 82V76L211 77H213V75L215 74H220V75H225V74H227L228 73V71H230V68H234V67H232V66H234V62H236L237 63V59ZM2 59H5V60H2ZM55 59V60H54ZM148 59V60H147ZM54 60V61H53ZM63 60V61H62ZM138 60V62L137 63H134V62H136ZM143 60H146V61H149V62H147V64L144 66V67H142L141 66V62L143 61ZM160 60V61H159ZM180 60H182L181 62H180ZM191 60H189V62L191 61ZM58 61V62H57ZM60 61H61V64H60ZM70 61H67V63H70ZM125 61H127V62H125ZM131 61H133V62H131ZM141 61V62H140ZM166 61V62H167ZM202 61V62H201ZM239 61V60H238ZM264 61V60H263ZM103 62V63H102ZM108 62H106V63H108ZM113 62V61H112ZM127 63V64H125V63ZM173 62V61H172ZM188 62V63H189ZM204 62V63H205ZM241 62V61H240ZM47 63V64H46ZM59 63V64H58ZM111 63V62H110ZM116 63V62H115ZM131 63H133V64H131ZM263 63V62H262ZM80 64V63H79ZM121 65H122V63H120ZM239 64V63H238ZM32 65H33V67H32ZM80 65H82V64H80ZM92 65H95V66H92ZM120 65V66H121ZM196 65V66H197ZM236 65V64H235ZM45 66H47V67H45ZM54 66H56V67H54ZM78 66H72V67H78ZM106 66H107V69L106 70H108V71H104V70H101V74H100V72H98V70H99V68L100 67H105L106 68ZM118 66V65H117ZM157 66V68H155ZM1 67V66H0ZM7 67V66H6ZM25 67H26V69H25ZM112 67V66H111ZM158 67H159V69H158ZM21 68V69H20ZM43 68V69H42ZM45 68H47V69H45ZM56 68V69H55ZM3 67L2 68H0V71H3ZM18 69V70H17ZM32 69H36V70H32ZM95 69V71H93ZM5 70L7 71L8 69H4V71H3V73L0 75V79H2V76H4V72H5ZM15 70H17L18 72H17V75H16V71ZM28 70V71H27ZM47 70V71H46ZM55 70V71H54ZM99 70V71H100ZM118 70H119V68H118ZM121 70V69H120ZM154 70V71H153ZM158 70V71H157ZM186 70V71H185ZM12 71H13V74H12ZM27 71V72H26ZM41 71V72H40ZM44 71H46L45 73H44ZM69 72V73H67V75H63V74H65L66 72ZM73 71V70H72ZM155 71H157V72H155ZM185 71V72H184ZM36 72V73H35ZM43 72V73H42ZM49 72H51V73H54L55 72V74H56V79H58L59 81H64V82H62V84L64 83V87L60 84V82H58V80H55V78H51L50 77V75H54V74H51V73H49ZM120 72V71H119ZM155 72V73H154ZM30 73H31V75H32V77L29 79L27 76H30ZM92 73V74H91ZM108 73H109V75H111V76H109L108 77V79H104V78H106V76H108ZM116 73H117V71H116ZM152 73H154V75H152ZM175 73V74H174ZM21 74V75H20ZM25 74V75H24ZM95 74H97V75H95ZM103 74V75H102ZM157 74H159V76H161V77H159ZM174 74V76L172 77V75ZM191 73H189V75H190ZM207 74H210V76L208 75L207 76ZM229 74V73H228ZM35 75H38V76H35ZM59 75H61L60 76V78L62 79L63 77V80H61V79H59V78H57V77H59ZM63 75V76H62ZM82 75H84V76H82ZM87 75V76H86ZM94 75V76H93ZM115 75V74H114ZM70 78H69V77ZM152 77V78H154V79H152L151 80V82H150V84L148 85V87L146 88V91H147V93L143 96V97H141L140 99L138 98H136L135 99V101L137 102V103H135V101H132L129 105H127V106H122L123 104H124V102H125V100L127 99V96L129 95V92L130 91H132L131 89H133V88H135L134 86H139L145 79H147L148 77ZM157 76H158V78H157ZM37 77V78H36ZM50 77V78H49ZM53 77V76H52ZM76 77H79V76H76ZM93 77H95V79H93ZM128 77V78H127ZM201 77H203V78H201ZM207 77H209V79H207V80H209V82L206 80V78ZM28 78V79H27ZM125 78H127V79H125ZM163 78H165V77H163ZM191 78V77H190ZM205 78V79H204ZM37 79H41L40 80V82H39V80H37ZM45 79V80H44ZM64 79H66V80H64ZM74 79H76V78H74ZM78 79V78H77ZM80 79V78H79ZM32 80L33 81H38L37 83H34L33 85L35 86H33V87H31L32 86ZM44 80V81H43ZM113 80H115V82H117V81H119V80H116V79H113ZM164 80V81H163ZM0 81H3V80H0ZM45 81H47V82H50V83H52V84H48L50 87H48L46 84V82ZM69 81H72L71 83L69 82ZM28 83V84H30L31 83V86H29L28 87V84L27 85H25V83ZM41 82H43V83H41ZM108 82H111V80H108ZM108 82H104V84H100V85H102V86H105L106 88H105V90H107V88L108 87H110V85L111 84H113V82H111V84H108ZM190 82V81H189ZM199 82V83H198ZM38 83H41V85L40 84H38ZM46 83V84H45ZM69 83V84H68ZM97 83V84H96ZM135 83V85H133ZM25 86H24V85ZM37 86H36V85ZM70 84H72V85H70ZM116 84V83H115ZM38 85H40V86H38ZM52 85V86H51ZM57 87H56V86ZM61 85V86H60ZM68 85V86H67ZM114 85V84H113ZM125 85V86H124ZM42 86H43V88H42ZM54 86V87H53ZM75 86V87H74ZM101 86V87H102ZM133 88H132V87ZM261 86V85H260ZM53 88V90H55L56 88H58L57 90H55V92L56 91H58L56 94H55V92L53 93V92H50L51 90H52V88ZM62 87V88H61ZM66 87V88H65ZM71 87H73V88H71ZM78 87L80 88V89H78ZM129 87V88H128ZM131 87V88H130ZM258 87H259V85H258ZM37 88H40V89H37ZM55 88V89H54ZM70 88V89H69ZM93 88H95V90H93ZM98 88V89H97ZM122 88H124V89H122ZM166 88H167V90H166ZM187 88V89H186ZM188 88H190V89H188ZM35 89H36V91H35ZM63 89V90H62ZM100 89H102V88H100ZM192 89V90H191ZM204 89L206 90L207 89V93H208V95H206L207 93L205 92L204 93ZM214 89V90H213ZM30 90H34V91H30ZM41 90V91H40ZM128 90H130V91H128ZM134 90V89H133ZM163 90V91H162ZM166 90V91H165ZM256 90V89H255ZM21 91V92H20ZM28 91H30V92H28ZM44 91V92H43ZM72 91V92H71ZM162 91V92H161ZM169 91V92H170ZM209 91L211 92V93H209ZM256 91H258V88H257V90ZM18 92H20V93H18ZM26 92H28V93H26ZM74 92V93H73ZM103 92H105V91H103ZM168 92V93H169ZM248 92V93H247ZM29 93H30V96H29ZM47 93V95L45 96L44 94H46ZM53 93V94H52ZM82 93H84V94H82ZM102 93V92H101ZM125 93H128V94H125ZM164 93V94H163ZM204 93V94H203ZM20 94V95H19ZM70 94V95H69ZM76 95L75 97L77 98H75V97H73L72 95ZM98 94L99 95H101L100 96V98H98ZM194 94V95H193ZM228 94V95H227ZM254 94H255V92H254ZM26 95H28V96H26ZM59 95V96H58ZM69 95V96H68ZM86 97H88V99L90 98V100H88L87 98H85V96ZM166 95H167V92H166ZM176 95V94H175ZM227 95V96H226ZM256 95V94H255ZM21 96H23L22 98H21ZM56 96H58V97H56ZM81 96V97H80ZM105 96V98H103ZM113 96V97H112ZM148 96V97H147ZM178 96L176 97V98H178ZM223 96V97H222ZM249 96V97H248ZM69 97L70 98H73V99H69ZM154 97L156 98V100L154 99ZM222 97V98H221ZM240 97V98H239ZM252 97H254L253 95H252ZM44 98V99H43ZM50 98V99H49ZM64 98V99H63ZM76 100H75V99ZM101 98H103L104 99V101L103 100H97V99H101ZM145 98V99H144ZM188 98H190L189 99V101H188ZM256 98H254V100H256ZM63 100V101H65L66 103H64V106L65 107H63V106H61L63 109H65V110H62V108H60V109H57V110H54V108H53V110L50 112V111H46V112H43L41 115H39V113L40 112H42L43 111V109L42 108H40V106L41 105H43L44 103H49V102H51V101H53V100ZM70 100V101H73V102H71V103H73L72 105L71 104H68V103H70V101H67V100ZM107 101H106V100ZM124 99V100H123ZM169 99H171L170 97H169ZM173 99H175L174 97H173ZM187 99V100H186ZM221 99V100H220ZM248 99H249V101L251 102L252 101V103H248L247 101H248ZM251 99V100H250ZM35 100V101H34ZM38 100H42V101H46V102H39ZM78 100H80V101H78ZM84 101V102H82V101ZM143 100V101H142ZM243 100H247L246 102L245 101H243ZM78 101V102H77ZM93 101V102H92ZM106 101V102H105ZM177 101H180V99L178 100L177 99ZM181 101H183V100H181ZM186 101H187V103H186ZM240 101V102H239ZM243 101V102H242ZM39 102V103H38ZM68 102V103H67ZM78 104V105H76V103ZM90 102V103H89ZM104 102H105V104H104ZM174 102H176L175 100H174ZM43 103V104H42ZM107 103V104H106ZM134 103H135V105H134ZM157 103V102H156ZM172 103V104H171ZM178 103V102H177ZM183 103H181V104H176V105H183ZM196 103V104H197ZM79 104H82V105H80L79 106ZM90 104V105H89ZM137 104V105H136ZM218 104H219V106H218ZM15 105H17L18 106V102H17V104L16 103H14L13 105H12V107L10 106L9 108H10V112L6 109V111H8V113H10V114H7L6 112H3L2 113V115L0 116L1 118H2V120H1V118H0V121H3L4 119H6L5 121H6V123L10 120L9 118H11V117H13V115H14V111H15V109H16V107H15ZM134 105V106H133ZM155 106V103H153L152 104V106ZM217 105V106H216ZM38 106V107H37ZM122 106V107H121ZM205 106V107H204ZM214 106H215V108H214ZM14 107V108H13ZM55 107V106H54ZM58 107V106H57ZM57 107H55V108H57ZM74 107V108H73ZM101 107V108H100ZM102 107H103V109H102ZM114 109H113V108ZM127 107V108H126ZM182 107V106H181ZM213 107V108H212ZM102 109V110H108V111H111V108H112V112H113V114L112 115H109L110 117L109 118H113V119H109L108 118V116L106 117V118H104L103 120H101V122L99 123V124H97V126L98 125H100V126H98V129L96 128L97 126H96V124H95V122L93 121H91V125L93 124V126L95 125L96 127V129L95 130H93L92 128H94V127H91V126H88L89 124V120L90 119H92V118H95L99 113H96V112H98V110L99 109ZM152 108H154V107H152ZM183 108V107H182ZM206 108V109H205ZM41 109V111H39ZM67 109H69V110H67ZM75 109V110H76ZM116 109V111H114ZM122 109V110H121ZM150 109H151V107H150ZM201 109V110H200ZM204 109H205V111H204ZM95 110H97V111H95ZM152 110V109H151ZM169 110H168V113H169ZM182 110V111H181ZM203 110V111H202ZM67 111H69V112H67ZM174 111V112H173ZM180 111L182 112V113H180ZM196 111V112H195ZM63 112V113H62ZM64 112H67V114L65 115L64 114ZM202 112V113H201ZM72 113V114H71ZM7 114V115H6ZM70 114V115H69ZM139 114H141V115H139ZM174 114H176V115H174ZM6 115V116H5ZM10 115V116H9ZM35 115H37V117L36 118H34L35 117ZM43 115H47V116H43ZM65 115V116H64ZM68 115H69V117H68ZM124 115V116H123ZM174 115V116H173ZM177 115V116H178ZM204 115H206L205 117H203ZM38 116H41V117H38ZM64 116V117H63ZM75 116V115H74ZM73 116V117H74ZM94 116V117H93ZM127 116V117H126ZM164 116H165V118H164ZM6 117V118H5ZM9 117V118H8ZM31 117L34 119H31ZM65 117H66V119H65ZM72 117V118H73ZM9 120H8V119ZM37 118H39V120L40 121H42V120H44V118L46 119V120H44L43 121V125H45L46 126V123L47 122H51V121H53V124L52 123H48V125H50V126H48V127H45L46 128V130H44V128H41L42 129V132H44V131H46V133L47 134H49V135H51V136H49V135H47V136H45L46 138H47V140L46 139H44V135H42V137L41 138H43L42 140H39V141H42L41 142V145H39V144H37V142H35V139L36 138H34V137H37L38 136V139H39V133L41 132V131H39V133H35L34 131L32 132V130H30L31 128H33V127H35V128H38V127H36L37 125H36V121L38 120ZM139 118V119H138ZM169 118L170 119H172V121H169ZM196 118V119H195ZM58 121H57V120ZM63 119V120H62ZM65 119V120H64ZM67 119H69V120H67ZM86 119H88V120H86ZM107 119H109L110 120V122H109V120H107ZM164 119V120H163ZM201 119V120H200ZM203 119V120H202ZM8 120V121H7ZM32 121V123H34V124H31V121ZM168 120V121H167ZM199 121V123L197 122V121ZM5 121H3V124H2V126L4 125V124H6V123H4ZM55 121H57V123H58V125H57V123H54ZM60 121V122H59ZM66 121H68V122H66ZM113 122V124H112V122ZM162 121V122H161ZM189 121V122H188ZM193 121H194V123L195 124H197V125H195L194 123H193ZM204 123H203V122ZM208 121V120H207ZM249 121H251V122H254L253 124L251 123V122H249ZM64 122H65V124H64ZM124 122V123H123ZM126 122H128V123H126ZM141 122V121H140ZM167 122H169V124L167 123ZM40 123V122H39ZM62 123H63V126L65 127H67L68 125L71 127L72 126V128H70V127H68V129L66 130V128H63V126H62ZM76 123V122H75ZM116 123H117V125H116ZM249 123V124H248ZM250 123H251V125H250ZM1 124V123H0ZM88 124V125H87ZM166 124H168V126L170 127V128H172V129H170V128H168V126L166 125ZM201 124V125H200ZM29 125H31V126H29ZM33 125H35V126H33ZM41 125H42V123H41ZM56 125V126H55ZM119 125V127H117ZM129 125V126H128ZM145 125H146V123H145ZM160 125L162 126L160 129H159V127H160ZM254 125V126H253ZM257 125V126H256ZM5 126V125H4ZM53 126H55V127H53ZM80 126V125H79ZM193 126V127H192ZM201 126V127H200ZM1 127V126H0ZM31 127V128H30ZM40 127H42V126H40ZM100 127V128H99ZM145 127H147V125L145 126ZM181 127V128H180ZM200 127V128H199ZM249 127V128H248ZM3 128V127H2ZM51 128H53V129H51ZM79 128V127H78ZM112 128V129H111ZM168 128V129H167ZM174 128V129H173ZM199 128V129H198ZM34 129V128H33ZM39 129V128H38ZM51 129V130H50ZM70 129H71V131H70ZM83 128L81 127L79 130H82ZM1 130V129H0ZM3 130V129H2ZM35 130V129H34ZM61 130V131H60ZM75 130H74V132H75ZM109 130V131H108ZM174 132H173V131ZM217 130V129H216ZM215 130V131H216ZM258 130V131H259ZM82 131H84V130H82ZM82 131H79V133H82ZM98 131V132H97ZM167 131V132H166ZM191 131V132H190ZM226 131V132H225ZM3 132V131H2ZM110 132H112V133H110ZM176 132V133H175ZM193 132V133H192ZM260 132V131H259ZM1 133V132H0ZM24 133H26V135L24 134ZM61 133H63L61 136H62V138H57V137H59L60 136V134ZM95 133V134H94ZM160 135H159V134ZM41 134V133H40ZM43 134H45V133H43ZM57 134H59V135H57ZM73 134V133H72ZM71 134V135H72ZM84 134V133H83ZM167 134V135H166ZM170 134V135H169ZM54 135H56V136H54ZM71 135H70V137H71ZM161 135H162V137H161ZM175 135V136H174ZM23 136V137H22ZM157 136H158V138H157ZM166 136H170V138H174V139H171L170 140V142L168 143V145L169 146H167V147H164V146H166V145H163L162 143L164 142V140L167 138ZM210 136V135H209ZM28 137H29V139H31L32 141H34V142H32V141H29L28 140ZM31 137V138H30ZM67 137V138H68ZM187 137V138H186ZM220 137V136H219ZM221 137H222V134H221ZM220 137V138H221ZM223 137V138H224ZM230 137V138H229ZM233 137V138H232ZM27 138V139H26ZM40 138V139H41ZM48 138H51L50 140H48ZM56 138V139H55ZM178 139V140H177ZM222 139V138H221ZM220 139V140H221ZM23 140L25 141L24 143H23ZM27 140V141H26ZM108 140V139H107ZM107 140H105L104 139V141H106V142H108ZM174 140H176V141H178V142H176V141H174ZM214 140H216L215 142H214ZM161 141H163V142H161ZM172 141V142H171ZM174 141V142H173ZM211 143V144H209V142ZM56 142H57V144H56ZM105 142V143H106ZM208 142V143H207ZM214 144H213V143ZM219 142H221V144H219ZM23 143V144H22ZM51 143V144H50ZM104 143V144H105ZM146 143V144H145ZM177 143V144H176ZM240 143V142H239ZM260 143H262V144H260ZM47 144V145H46ZM106 144H108V143H106ZM144 144V145H143ZM174 144V145H173ZM28 146V147H26V149H24L25 148V146ZM179 145H180V143H179ZM221 145L223 146V147H221ZM261 145H263V147H260ZM105 146H107V145H105ZM208 146V147H207ZM211 146V147H210ZM225 146V147H224ZM257 146L258 147H260L261 149V152L262 153H260V155H257V156H254V154L253 153H255V152H253V150H255V148H257ZM22 147V148H21ZM202 147V148H201ZM218 147H220V149H222V151H221V157L220 156H215V153H216V151H217V149H218ZM147 148H149L148 150H146ZM179 148V149H180ZM211 148V149H210ZM213 148V149H212ZM225 148V149H224ZM226 148H227V150H226ZM21 149H23V150H21ZM143 149L144 150H146V151H144L145 153H143ZM151 149V150H150ZM25 150H27L26 152H24ZM47 150H49V148H47ZM51 150V151H52ZM124 150H127V151H124ZM149 150H150V152H149ZM169 150V151H168ZM214 150V151H213ZM257 150V149H256ZM259 150V149H258ZM257 150V151H258ZM22 151V152H21ZM51 151H48L49 153L51 152ZM122 151H124V152H122ZM173 151H175L174 152V154H176L175 156H173L172 157V155H174L173 153H172V155H171V153H169V152H173ZM177 151V152H176ZM224 151V153H222ZM227 151H229L228 153H227V155H226V152ZM53 152L51 153V154H53ZM180 152V153H181ZM213 152V153H212ZM247 152V153H246ZM117 153L119 154V155H117ZM150 153V155H148ZM169 153V154H168ZM210 153V154H209ZM50 154V155H51ZM125 154V155H124ZM142 154V155H141ZM167 154V155H166ZM213 154V155H212ZM256 154V153H255ZM257 154H259V152H257ZM47 156V157H49V161L47 160V158H45V160L44 161H46V162H44V163H46L47 164V166L46 165H44L43 164V162H41L40 164H35V165H41V164H43L44 165V167H43V169H45V168H47V169H49V168H51V167H57L58 166V163L60 162L59 161V159L57 158V157H53L54 156V154L53 155H51V156ZM124 155V156H123ZM211 155L214 157H216V159L215 160H213V161H210V159H212L213 157H211ZM223 155V156H222ZM230 157H229V156ZM244 155V156H245ZM252 155H253V157H252ZM115 156V157H114ZM226 156H228L227 158H226ZM50 157H53V158H50ZM164 157H165V159H164ZM256 157H258V158H256ZM133 158L135 159V160H133ZM232 158V157H231ZM116 159V160H115ZM127 159V160H128ZM139 159V160H138ZM170 159V160H169ZM214 159V158H213ZM246 159V160H247ZM51 160H53V161H51ZM165 160V161H164ZM207 160V161H206ZM230 160V161H229ZM238 160V161H237ZM136 161H137V163H136ZM138 161H140V162H138ZM169 161V162H168ZM227 161V162H226ZM108 162V163H107ZM115 162H117V163H115ZM163 162V163H162ZM196 162V163H195ZM200 162V161H199ZM56 164V166H54V165H49V164ZM139 164V165H136V164ZM195 163V164H194ZM212 163V164H211ZM215 163V164H214ZM218 163V164H217ZM228 163H231V164H228ZM110 164H111V167H113V166H115V167H113V168H108L109 166H110ZM114 164H116V165H114ZM209 164L210 165H212L211 167H209ZM221 164V165H220ZM34 165V166H35ZM143 165V166H142ZM188 165V164H187ZM193 165H191V167L193 166ZM206 165H208V166H206ZM225 165V166H224ZM33 165H32V167H34ZM42 166V165H41ZM41 166H37V167H34L33 169L31 168H28V167H26L25 165L24 166H20V165H18V166H16V165H14V164H12V163H8L5 167H8L7 169L8 170H6V169H2V171L0 172L1 173V175H0V184L1 183H6V182H15L16 180L17 181H19L20 183H22V184H24V182H21L20 180H18L17 178H21V174H23V176L22 177H25V178H31V175L33 174V176L36 178V176L38 175V174H36V173H40L39 172V169L38 168H40ZM46 166V167H45ZM49 166V167H48ZM220 166V167H219ZM231 166V167H232ZM254 166H255V168H254ZM146 167V168H145ZM217 167V168H216ZM17 168H18V170H17ZM20 168H21V170H20ZM28 168V169H27ZM102 168V167H101ZM101 168H98V167H96L95 169H101ZM188 168H190V167H188ZM192 168H195L194 166L192 167ZM197 168V169H198ZM247 168V169H246ZM250 168V169H249ZM260 168V169H259ZM14 169H16V170H14ZM22 169H24V170H22ZM26 169V170H25ZM42 169V168H41ZM42 169V170H43ZM133 169V168H132ZM214 171H213V170ZM19 170H20V174H19ZM102 170V169H101ZM110 170V171H111ZM15 171H17L18 172V177H17V173L15 172ZM34 171H36V173H34ZM93 171H98V170H93ZM218 171H220V172H218ZM221 172H223V173H221ZM237 172V173H236ZM2 173H4V174H2ZM123 173H125V175L123 174L122 175V180H120V181H122V184L123 183H125V185L129 182V180H128V178L130 177L129 176V169H127V171H125V172H123ZM201 173V175H202V178H201V175H199ZM236 173V174H235ZM128 174V175H127ZM259 174H261V175H259ZM221 175V176H220ZM263 175V176H262ZM28 176V177H27ZM128 176V177H127ZM221 177V178H220ZM257 177V178H256ZM34 178V179H35ZM125 178V179H124ZM219 178V179H218ZM256 178V180H254ZM8 179H10V180H8ZM23 180H24V178H22ZM124 179V180H123ZM3 180V181H2ZM5 180V181H4ZM31 180H33V179H31ZM219 180V181H218ZM257 181V182H258ZM263 181L261 182V183H263ZM25 182H28V181H25ZM208 182H209V184H208ZM253 182V183H252ZM30 183V182H29ZM261 183H257L258 185H260ZM26 184H28V183H26ZM195 184H197V185H195ZM225 184H227V186L225 185ZM249 184V185H248ZM257 184H255V185H257ZM264 184V183H263ZM124 184H123V186H125ZM232 185H233V188H232ZM208 186V187H209ZM197 187H198V190H197ZM242 187V188H241ZM175 189V190H174ZM191 189V190H190ZM177 190V191H176ZM179 190V191H178ZM198 191V192H195V191ZM17 191H19V190H16V192ZM174 191H176V192H174ZM190 191V192H189ZM191 191H193V192H191ZM228 191V192H229ZM180 192H182L183 193V196L185 197V199H184V197L183 198H181V196H178V195H181V193ZM252 192V191H251ZM99 193V192H98ZM101 193V192H100ZM105 194H103V196L101 197V195H93L92 196V198L93 197H101L99 200H101V202H99V200H95L96 198H94V199H91V195L89 196V197H86L85 198V200H86V202H91V201H93V200H95V201H98L99 203H101V204H103V205H108L109 204V202L110 203H115L116 204V208H118L119 209V212H118V214H119V219H120V227H118V229L117 230H120V231H118V232H120V233H115V234H113L114 236H112V237H109V238H104V237H102V236H100V235H97V234H95V236H94V239H95V237H97V238H99L100 240H99V246H100V249L101 248H103L102 250H101V253H102V251L103 250H118L119 248H121L122 247V249H123V251H122V249H120V250H118V253L119 254H121L122 252H124V250H125V247H127L128 245H129V243L128 242H130L128 239H129V237H127L128 235V233H129V230H128V233L126 232L127 231V229L126 228H128V227H126V226H129V228L128 229H130L131 227V224H135V222L137 223V217H139V220L141 219V217L140 216H133V214H135V215H138V212L140 211V212H143V211H145L144 209H145V207H147L145 204H141V205H139L141 208H140V210L139 211H137L139 208H135V210H131L130 211V213H128V209H127V207H126V200L124 199L125 197H122L121 195H122V193L120 194V192L119 193H115V192H109V191H107V192H104ZM178 193H180V194H177ZM187 193V194H186ZM197 193V195H198V197L195 195ZM253 193H254V191H253ZM171 194H173V195H171ZM186 194V195H185ZM250 194V195H249ZM256 194V193H255ZM24 195V194H23ZM110 195V196H109ZM69 196H71V197H69ZM176 196H178V199L181 201H179L178 199H177V197ZM196 196V199L195 198H193V197H195ZM246 196L247 197H243V199L242 198H237L236 200H235V202H236V204H235V202H233L234 201V199H233V201H231L230 202V205L229 204H227L226 206H224V208H219V209H217L215 212H214V214H213V217H214V219L215 220H222L224 217H226V216H234V217H236V218H234V220H235V224H233V228L235 229V230H231V232H230V235H229V237H228V240H227V242H226V248H223V253H220L219 255L221 256V257H223L222 259H221V257L219 256V258L217 257V256H214L213 258H212V261L211 260H209V262H210V264H226V262L227 263H229L228 261H230V262H232L233 261V263H234V258H232V256L234 257L235 255L233 254V255H230L231 256V258H230V256H229V252L231 251L230 250V248L233 246V244L234 243H236V241L238 240L239 241V238L241 239L242 238V236L243 235H239L238 236V234H240V232H238L237 231V229L236 228H238V226H239V223H241V220L243 221V220H247L248 221V219H249V217H247V216H249L248 215V213H250V214H253V212L252 211H254V210H252L251 211V208H252V205H254L253 203L254 202H256L255 200H259L260 199V196H259V199L257 198V197H255L256 195H254V194H251V193H247L246 194ZM22 196L21 195H19V199L21 198ZM59 197H61V198H59ZM112 197H114V198H116L115 200H114V198H112ZM180 197V198H179ZM68 198V199H67ZM77 197H75V195H65V194H60L58 197H57V200H59V202L57 203V204H61L60 206H58L57 205V209H58V212L60 211V209L61 210H64V209H66V210H64L63 212H59V214H61V215H58L60 218H63V219H66L67 217L69 218V216H66V215H70L71 214V217L73 216V211H72V209H71V207L73 206V205H75V203H72V202H75L74 201V199H76ZM104 198V199H103ZM188 198V199H187ZM252 198V199H251ZM253 198L255 199V200H253ZM66 199V200H65ZM107 199V201H108V199L110 200V201H108V203H107V201H106V204H104L105 202H103L102 203V201H105ZM124 199V200H123ZM193 199V200H192ZM25 200H27V199H21V201L22 202H24ZM70 200H72V202L70 203ZM113 200V201H112ZM117 200H119V201H117ZM184 200L189 204H187L186 202H184ZM66 201V204L67 203H70V204H68V208H66V204H64V202ZM178 201H179V203H178ZM189 201V202H188ZM191 201V202H190ZM252 202V203H251ZM97 203V202H96ZM256 203H259V201H257ZM255 203V205H257ZM123 204H125V205H123ZM179 204V205H178ZM251 204V205H250ZM181 205H182V207H181ZM249 205V206H248ZM254 205V206H255ZM258 205H260V204H258ZM139 206H137V207H139ZM145 206V207H144ZM227 206H228V208H227ZM233 206V207H232ZM253 206V208L252 209H254L255 207H257V206H255L254 207ZM123 207H125V209H123ZM237 207V208H236ZM248 209H247V208ZM250 207V208H249ZM60 208V209H59ZM234 210H233V209ZM71 209V210H70ZM137 209V210H136ZM181 209H179V210H181ZM256 209V208H255ZM232 210V211H231ZM66 211H68V212H66ZM121 211V212H120ZM123 211H125V213L127 214L126 215V217H125V213H123ZM249 211V212H248ZM72 212V213H71ZM252 212V213H251ZM63 213H65V215H63ZM70 213V214H69ZM104 213V212H103ZM168 213V214H167ZM234 213H237L236 214V216L234 215ZM105 214H107V212L105 211V213H104V215L103 216H101V217H104L105 216ZM108 214H110V213H108ZM124 214V215H123ZM140 214V213H139ZM141 214H143V213H141ZM63 215V216H62ZM176 215V216H175ZM10 216H15V215H13V214H7V213H0V222H2V221H6V222H9L10 220H11V223H12V217H10ZM65 216V217H64ZM128 216H130V217H128ZM238 216H239V219H238ZM251 216V215H250ZM9 217H10V219H9ZM108 217V216H107ZM109 217H110V215H109ZM217 217V218H216ZM245 217V218H244ZM246 217H247V219H246ZM219 218V219H218ZM102 219H105V218H102ZM107 219H109V218H107ZM106 219V220H107ZM129 219H131V220H129ZM132 219H134V220H132ZM172 219V220H171ZM175 219V220H174ZM241 219V220H240ZM13 220H15V217L13 218ZM263 220V219H262ZM261 220V221H262ZM129 221V222H128ZM130 221H132V222H130ZM186 221V220H185ZM239 222V223H237V222ZM128 222V223H127ZM173 222V223H172ZM244 222V221H243ZM172 223V224H171ZM214 223V224H213ZM245 223V225H246V221L244 222ZM128 224V225H127ZM133 224V225H134ZM170 224V225H169ZM212 224V225H211ZM242 224V223H241ZM240 224V225H241ZM262 224V223H261ZM261 224H259V225H261ZM122 225H125V226H122ZM169 225V226H168ZM216 224H215V222H210L209 224H207L205 227H203V228H201L200 230H198L196 233H195V235L194 236H189V241L187 242V244L185 243L188 239H182V242H183V248H186L188 251L189 250H191L192 251V249L193 248H195L198 244H199V241H201L200 240V238H204V239H206L208 236L209 237H212L213 235H215L217 232H216V226H215ZM235 225H236V227H235ZM238 225V226H237ZM257 226V227H261V228H258V229H256L255 231H259V235L261 234V233H264V231H263V228H264V221H263V224L261 225V226ZM167 227V228H166ZM243 228H245V226H244V224H243V226H242ZM241 227V228H242ZM256 227V228H257ZM121 228V229H120ZM168 228V229H169ZM232 228V229H233ZM240 228V227H239ZM240 228V229H241ZM61 230H65L64 228H61ZM61 230H59L58 229V231H56V232H54V233H52L51 235H49V234H46V235H48L47 237L43 234V232L40 234L37 230H35V231H31L32 233H29L30 234V236H35V237H33V238H36V237H38V240L37 241H32L33 240V238H30L31 240L30 241H32V242H34L35 243V245L37 244V245H39V243H41V242H39V241H42V238H43V235H44V237H46V238H50V241H52V242H56V243H58V244H56V245H63L62 243H60V242H65V240L64 239H66V237L67 236H70V235H68V232L67 231H61ZM158 230V229H157ZM244 230H247L248 231V228H245V229H242V231H241V234H244L245 232H244ZM261 230V231H260ZM60 231V232H59ZM72 231V230H71ZM158 232V233H161V232ZM234 231V232H233ZM254 231V232H255ZM36 232H38V234H40V235H38L37 236V234H34V233H36ZM235 232H236V234H237V236H236V234H235ZM253 232V231H252ZM250 230L248 231V232H246V233H252ZM254 232L252 233V234H254ZM72 233H73V231H72ZM245 233V234H246ZM119 234V235H118ZM165 234V235H164ZM213 234V235H212ZM256 234V233H255ZM257 234V235H258ZM55 235V241H53L54 239H53V236ZM125 235V236H124ZM258 235V236H259ZM262 235H264V234H262ZM262 235H260L259 237H261ZM30 236H27L26 237V234H24L23 235V237H21V239H19L20 241H17V242H14V243H12L10 246H12L13 248H11V252H15V254H16V252H19V251H25V253H24V255H20V254H22V253H19V255L21 256V258H27V256H29L30 255V253H28V252H31L32 250H34L37 246H35V245H31V244H29L30 242H29V240H28V237H30ZM42 236V237H41ZM122 236H124V237H122ZM205 236H207V237H205ZM186 237H188V236H186ZM104 238V239H103ZM262 238H263V240H264V237L262 236ZM94 239L92 240L93 241V243H95V241H94ZM60 240H62V241H60ZM130 240H132V239H130ZM185 240V241H184ZM199 240V241H198ZM97 242H98V240H96ZM102 241V242H101ZM137 241H138V245H137V248H140V246H141V242L139 241V240H135V241H133V243L134 242H136L137 243ZM19 242H22L23 244H20ZM125 243V244H124ZM128 243V245L126 246V244ZM131 243H132V241H131ZM130 243V244H131ZM140 243V244H139ZM181 243V242H180ZM233 243V244H232ZM264 243V242H263ZM185 244H186V246H185ZM9 245V244H8ZM15 245H17V246H15ZM103 245V246H102ZM124 245H125V247H124ZM134 245V244H133ZM136 245V244H135ZM229 245V246H228ZM114 246V247H113ZM187 246L189 247V248H187ZM192 246V247H191ZM227 246H228V248H227ZM32 247V248H31ZM35 247V248H34ZM159 247V246H158ZM190 247L192 248V249H190ZM259 247H261V246H259ZM7 248V247H6ZM9 248V247H8ZM31 250H30V249ZM118 248V249H117ZM162 248V247H161ZM159 249V251H158V253L160 252V248H158ZM186 249H184L185 251H187ZM259 249V250H258ZM257 250L258 251H255V252H253V254L250 256V254L248 255V256H250L249 258H252V260H251V264H252V261L254 262L253 264H264V248H263V246L261 247V248H258ZM9 250V249H8ZM261 250V251H260ZM68 251H73V249L72 250H63V253L65 252V254H62V253H60V257L59 258H51V259H47V260H43L42 262L41 261H37V262H40L39 264H66V263H68V262H70V261H68L66 258H70L69 260H71L72 259V257H73V254H74V252H69L68 253ZM138 251V250H137ZM156 250H154L153 249V252H155ZM191 251H189V252H191ZM229 251V252H228ZM260 251V252H259ZM11 252H10V254H11ZM77 252V251H76ZM226 252V253H225ZM32 253V252H31ZM115 253V252H114ZM117 253V252H116ZM229 253V254H228ZM15 254L14 255H12V256H15ZM18 254V253H17ZM16 254V255H17ZM75 254H78V253H75ZM155 254H157V253H155ZM243 254H245V253H242L241 254V256H240V254H238L237 253V263L238 264H250V262H249V259H248V257H247V254H246V257L243 255ZM258 254V255H257ZM70 255V256H69ZM225 255V256H224ZM255 255H257L256 257H255ZM20 256H18L17 255V257H20ZM69 256V257H68ZM72 256V257H71ZM95 256H98V254H96ZM99 256H102L101 254H99ZM245 257L244 259L245 260H247V261H243L244 259H241V258H239V257ZM254 256V257H253ZM16 257V256H15ZM259 257V258H258ZM97 258V257H96ZM100 258H102V257H100ZM119 258V257H118ZM175 258H179V257H172L171 259H173V261L171 260V259H169V261H170V263H169V261H168V263L169 264H171L172 262L174 263V262H176L177 260L179 261V263H178V261H177V264H181L180 263V261H184L183 260V258H179V259H177V260H175ZM215 258V259H214ZM224 258H225V260H224ZM257 259L256 261V263H255V261H254V259ZM92 259H95V258H92ZM99 259V258H98ZM221 259V260H220ZM229 259V260H228ZM232 259V260H231ZM235 259H236V257H235ZM73 260H76V259H73ZM100 260H102V259H100ZM100 260H97V261H100ZM223 260V261H222ZM95 261H96V259H95ZM158 261V260H157ZM226 261V262H225ZM239 261H241V262H239ZM94 262V261H93ZM236 263V264H237ZM93 264V263H92ZM209 264V263H208ZM230 264V263H229Z\"/></svg>", "mask_w": 264, "mask_h": 264}]
</instances>
